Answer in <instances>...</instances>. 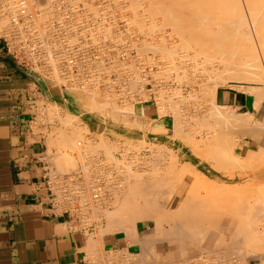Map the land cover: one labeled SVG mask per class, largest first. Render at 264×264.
<instances>
[{"label": "rangeland", "instance_id": "rangeland-1", "mask_svg": "<svg viewBox=\"0 0 264 264\" xmlns=\"http://www.w3.org/2000/svg\"><path fill=\"white\" fill-rule=\"evenodd\" d=\"M126 1H128V2H130V1H132V2H134L133 3V6H135V8L137 9V11L139 12H141V9L145 12V14H147V19H148V26H149V24L151 23V25L148 27V28H150V29H148V32H149V34H150V36L151 37H149L150 39L148 40L149 42H147V43H145V44H147V45H145L144 43L142 44V48L144 49V52H143V50H142V48L140 49V53H141V50H142V52L143 53H139L141 56H143V55H146V53H149V55H148V59L150 60H148V64L150 65V70L151 71H149V74H148V76H149V80L148 81H145V83H149V85L146 87V89H147V91H148V94H150V96H147V94L145 95H143V94H141L140 92H139V90H140V88H141V85L139 84L140 83V71H139V74L137 73V71L138 70H140V69H138L137 68V63L134 61V63H131V61H129L128 63H130V64H128V63H126L128 66H126V68L124 69L123 67H125V64H123V66L120 68L121 69V71L119 70V72H124V74H126L127 75V78L128 77H132V78H128V80L129 79H133L132 81L130 80V83H131V85L133 84V86H131L130 85V88L132 87V89H130L129 88V86L127 85V86H125V87H123V88H115V87H112V88H106L105 89V91H104V89H102V91L101 92H103V94L104 95H106V97L104 96V95H94L95 97H89V98H92V100L91 99H88V97H86V96H84L83 94H80L79 92H75L74 90H68V91H62L59 87H58V85H51V86H48V88H44V89H48V91H50V92H52L53 93V97L54 98H61L62 99V97H66L67 98V101L66 102H64V103H62V104H59V103H57V102H55L56 101V99H54L53 101L51 100V101H49V100H46V99H42L41 101H39L38 102V106H37V109H38V111H37V114L39 115H37L38 116V122L39 121H41L40 123L41 124H43V126H49L48 128L49 129H45L44 128V130H43V132H45V133H47V135L50 137V138H48V140H47V147H48V154L49 155H51V158H52V160L54 161L53 163L55 164L54 166L56 167L55 169L57 170V171H60V172H63V173H65V174H63V173H60V172H57L56 173V175L58 174V175H60V177L63 175V176H66V175H69V173H72V172H75V171H77V170H79V168H78V166L80 165V167H82L81 169H80V171L82 170L83 172H84V169L87 171V172H84V175L85 174H87V176L85 175H83L82 173L80 174L81 176H82V178H84V179H86V180H88V178L89 177H91V178H89L90 180H88V182L87 181H85L84 179H82L84 182H83V185H82V187H83V192L80 194L81 196L82 195H84V196H82L83 197V199H79V201H77V205H78V207H81L80 209H84V208H86L85 209V211L87 210V212L88 213H92V211L94 210V212H93V214L91 215V216H93L94 214H96V216L94 217H92V219L90 218V216H88V221L91 223V222H94V223H96V221H97V224H101V223H104V221L106 220V217H105V220H104V216L102 217V211L100 210L102 207V203L99 201V202H97V200H94V199H92V198H89L90 196H92L94 193H93V187H92V185L94 186V187H96V185H95V183L93 184L92 183V185L90 186L91 187V189H90V187H86V189L85 190H87V188H88V190H91V191H89L90 193V195L88 194V190L87 191H85L84 190V185L86 184V186H89L90 185V183L91 182H93L91 179H93V178H95L94 176H95V173L96 172H98V169L96 168H93L92 169V167H94L93 165H94V162L96 161V162H100V163H102V164H100L101 165V169H102V171H101V173H99L100 174V176L102 175V180L100 179V178H98V180H96V183H98L99 182V180H100V182L97 184V185H99L100 183L102 184V188H103V185L106 183V182H104L103 180H105L106 179V181H107V183L105 184V185H107V187L106 186H104V188L103 189H101V191H99V189H98V187L101 185H99V186H97V190L95 191V193H101L102 192V190H103V201H104V199L106 200L107 198H108V196L109 195H111L112 194V196H110V198H108L106 201H104V203H108V204H106V205H104V206H106V209H108V211H112V210H114L113 209V207H114V204L113 205H110V204H112L113 202L116 204V202H117V200H115L116 198H115V196H118V193H116L113 189L117 186V184H118V181H124V180H127L128 178H129V180L131 181V184H133V185H138V183H140V184H143L144 183V185L143 186H145L146 184H147V182H149V181H151L152 182V180H156V182L158 181V182H160V180L161 181H163L164 180V177L166 178V179H168L170 176H171V168H169V166H171V165H169V164H166L167 166H165V164H163L162 165V161H157L156 159V156L155 155H152V154H154L153 152H155L156 154H157V150H159L160 149V151L161 150H163L164 149V152L167 154L166 155V157H165V159L167 158V160H168V157H170V155L169 154H175L174 152H172L171 150H168V149H166L165 147H163L162 148V146H157L156 144H154V143H152V142H144V141H134V140H132V139H128V138H126L125 136H120V135H118L117 133H116V131L114 132L113 130H112V128H116V127H120L121 129H126L127 127L123 124V123H115L114 121H112V119H110V118H108V117H102L101 116V114L102 113H99V111H98V109L97 108H92V110L90 109H86V108H82L81 106H79L80 104V102H87V101H94V102H96V103H99V104H102V103H105V105L107 104V100H109L108 101V104L106 105L107 106V109H106V112L108 111V112H111L112 110L114 111L115 109H116V107L117 108H119V109H117L118 111L120 110L121 112H124V114L126 113V115H130L129 113H131L130 111H131V109L128 111V110H126V109H129L130 107H132L133 108V110H134V112H135V114H137L138 115V113L140 112V109H141V107L142 106H145V105H148V106H151V107H153L154 108V110H155V117H160L161 119L162 118H165L166 119V121L168 122V124H169V126H170V128H171V131H170V137H171V139H173V140H175V139H177V140H179L181 143H183L184 144V146L185 147H187L188 148V150H192L193 151V153L194 152H197V154L196 153H194V155L196 156V159L198 160V161H201L202 163H204V165H208L209 167H207V166H205L206 167V169H208L210 172H209V175H212V176H215V178H216V180H215V182L213 183L212 181H208V183H212L213 185L214 184H216V186L214 187L212 184V187H210L209 188V184L206 182V181H204V183H203V186H201V188H202V190H201V188H200V190H199V195H198V198H199V196H202V194H205L204 192H208L207 191V188H209V189H211V188H213V190H215V191H213L212 189L211 190H209V192L208 193H211V191H213L212 192V194L213 193H216V195H214V196H217V194H218V192L221 190H223L222 188H223V186H224V191L225 192H227L228 190H226V189H230V191H228V195H229V197H228V195L225 193V192H219L221 195H223L224 194V196H221V195H218L217 196V199L218 198H220V196H221V199H222V197H224V201L226 202V200L229 202H231L230 204L231 205H235L236 207L238 206L239 208H238V210L236 211L235 209H232L231 210V214L233 215L232 217H233V219H234V221H235V223L233 224V226L231 227V228H233V230L234 229H240L241 230V225H244V224H242V223H246V220L247 219H249V220H247V223L244 225V226H242V228L244 229V230H242V231H233V230H226L225 229V227H223V226H220L219 224L218 225H215L216 226V228H212V227H209L208 228V233L209 234H216V238H214V241L209 245V246H206V247H200L201 249V251L203 250H219V251H225V249H226V253L229 251V253H228V255L230 254V255H233V256H231V257H236V252H237V247H240V249L242 248V250H243V253H242V251H238L237 253H239L240 252V256H244V258H243V256H242V258L240 257V256H238L237 255V257H240L239 259L241 260H244L245 259V262L246 261H248V260H250L251 258H252V256L253 255H256V254H264V206H263V204H264V201H262L263 199H264V187H258V186H255V185H252V184H250V183H247V184H245V183H238L239 181L237 180V179H235V180H229L228 179V173H229V171L232 169L231 167H233V166H236V165H230L231 167H228V166H223L221 163H220V158H221V156H223L224 158L227 156V158L226 159H228V160H234V159H232V158H235L236 159V157L238 156V152H237V150H236V148L238 147L237 145H238V142L240 141V140H242L243 139V137H241V134L239 135V133H241V132H239V129L241 128V126L239 125V124H237V126H239L240 128H238L237 127V129L235 130V125H236V123H235V125H234V123L233 124H231V126L232 125H234L233 126V128L230 126V128L229 127H227L226 125H224L222 122H220L219 121V119H216V116H214L216 113H221L220 111L221 110H223V109H217V110H219V111H217L215 108H212V94L210 95V93H214V91H215V89L216 88H218V87H222V86H227V85H240V86H244L245 88H243V89H245L246 91H248L249 93H257V92H259L260 94L259 95H262V98L263 99H261V100H263L264 101V82L263 83H260V82H256V83H247V82H243V81H231V80H224V76H220L219 74L220 73H218V71L216 72H213V73H215V74H213L212 76L213 77H215V76H218V78H219V80L220 81H222V82H217L218 81V78L216 77V79L214 78H212V76L210 75L211 73H209L208 74V70H207V72L206 71H204V70H206L207 68H206V66H207V61H205V63L202 61V60H206V59H203V58H209V59H213V58H215V54H211L210 52V49L208 50L207 49V51H206V53H208L207 55H208V57H206L207 55L205 54V52H203L202 50V53L200 52V50L198 49V51H196L197 49H196V47H197V45H195L196 44V42H192V41H190V38L188 39V36H186L187 34H183L182 33V30L181 29H178L176 26L175 27H172V29H171V25L172 26H174L173 24H171L170 25V22H169V20L168 19H172L173 17H171L172 15L171 14H168L166 11V5H168L167 6V9L168 8H171L172 7V3H174V1L176 2V4L177 3H181L180 1H182V0H179V1H177V0H171V2H170V0H161L160 2L163 4V1H165V3H164V6H162V5H160L161 3L159 2V5H160V7H158L159 5L157 4L158 2H155V0H152L151 2H150V0H143L141 3H140V1L141 0H126ZM139 1V2H138ZM146 1V3H143V2H145ZM155 3H154V2ZM166 1H167V3L168 2H170V5L169 4H166ZM131 2V3H132ZM136 2H138V3H136ZM148 2H150L149 4H152V5H150L149 7L148 6H146V5H148ZM182 3L184 4V3H188L187 2V0H184V1H182ZM181 3V4H182ZM136 4V5H135ZM143 6V4L145 5L144 7H142L141 5ZM166 4V5H165ZM156 5V6H155ZM158 5V6H157ZM137 6L139 7V8H137ZM141 6V7H140ZM151 6H152V9H153V12H154V10L156 9V11L158 10V13H156V12H154V13H152V11H150V10H152L151 9ZM146 7V8H145ZM134 8V7H133ZM145 8V9H144ZM158 8V9H157ZM147 9V10H146ZM159 9H161V10H159ZM164 13H166V14H164ZM156 14H158V15H156ZM160 14H161V16H160ZM174 14V13H173ZM155 15V16H154ZM164 15V16H163ZM166 15V16H165ZM171 15V16H170ZM152 16V17H151ZM151 17V18H150ZM163 19V21H162V19ZM168 17V18H167ZM170 17V18H169ZM166 19H167V21H166ZM150 20H152V21H150ZM157 20V21H156ZM161 20V21H160ZM156 21V22H155ZM154 22V24H153V26H152V23ZM158 22V23H157ZM161 22V23H160ZM3 23V22H2ZM0 24V25H3V24ZM164 23H166L165 24V27L163 26V24ZM162 24V25H161ZM168 25V26H167ZM169 25H170V27H169ZM154 26H156L157 28H160V29H156V27L155 28H153ZM159 26V27H158ZM153 29H152V28ZM162 27V28H161ZM166 27H168V28H166ZM179 30V31H177L176 32V30ZM150 30V31H149ZM158 30L160 31V33H162V31H167V32H163V39L160 41L157 37H159V36H157V35H155V33L154 32H158ZM170 30H172L174 33H175V35H174V33H172V31H170ZM170 31V32H169ZM156 32V33H157ZM181 32V33H180ZM165 33V34H164ZM172 33V34H171ZM179 33L181 34V36L182 37H184L183 39L185 40V41H187V40H189V41H187V42H185L184 40H183V43L181 42L182 41V37H180V35H179ZM164 35H166L165 36V38H164ZM177 35V36H176ZM153 36H154V38H153ZM178 36L180 37V39H178ZM156 37V38H155ZM186 38H187V40H186ZM160 42H159V41ZM165 40H167L166 42H165ZM179 40H181V41H179ZM192 40H194V39H192ZM155 41V42H154ZM179 42V45L177 46V44H175V42ZM153 42V43H152ZM161 42H165V43H162V46H161ZM187 44L188 42H191V43H193V44H191V43H188V47H190V49L191 50H189L188 49V47H186V45H185V47H183L184 46V44L185 43ZM152 43V44H151ZM154 43H156L155 45H154ZM148 44H151V46H153L152 47V51L155 49V47H157V50L158 51H156V49L154 50V51H156V52H151V46L150 45H148ZM158 44V45H157ZM160 44V45H159ZM164 44H165V46H164ZM168 46H167V45ZM171 44V45H170ZM174 44H175V47L173 48V46H174ZM145 45V46H144ZM181 45H183L182 47H181ZM195 45V46H194ZM144 46V47H143ZM149 46V47H148ZM180 46V48H183V51H182V49H180V48H178ZM194 46V47H193ZM146 47V48H145ZM160 47V48H159ZM161 47H162V49H161ZM163 47H164V49H163ZM169 47H171V48H169ZM177 47V48H176ZM154 48V49H153ZM159 48V49H158ZM167 48H169L168 50H167ZM173 48V49H172ZM176 48V49H175ZM184 48L186 49V51L184 50ZM198 48V47H197ZM162 51H161V50ZM190 51H188V50ZM192 49H193V53H192ZM148 50H150V51H148ZM163 50H165V51H163ZM168 52H167V51ZM174 50V51H173ZM175 50H176V52H175ZM178 50V51H177ZM196 52H195V51ZM204 51H205V49H203ZM145 51H147L146 53H145ZM171 51V52H170ZM209 51V52H208ZM159 52H162L163 54H164V52H166V54H164V55H162V53H159ZM170 52V53H169ZM175 54V56L173 55V53ZM180 52V53H179ZM182 52V53H181ZM185 52H187V53H185ZM198 52L199 53H201V54H204V55H201V54H199L200 55V57H197L198 56ZM188 53H190L189 55L191 56L192 54H193V57H188L189 55H188ZM192 53V54H191ZM195 53V54H194ZM159 54H160V56H159ZM168 54V55H167ZM197 54V56H196V58H194L195 57V55ZM181 55L184 57V55H185V57L188 59V60H186L185 59V57L184 58H182L181 57ZM140 56V57H141ZM154 56V57H153ZM162 56V57H161ZM164 56H165V58H164ZM170 56H172V57H170ZM158 57V58H157ZM178 57V58H177ZM179 57H181V58H179ZM190 58H192V59H194V60H192V59H190ZM141 59V58H140ZM154 59H157V60H154ZM165 59H167V62H165L166 60ZM172 59H174V60H172ZM182 59H184V61L186 62L184 65H183V67H182V65H181V67L179 66V61L180 60H182ZM169 60V61H168ZM179 60V61H178ZM189 60H190V62H189ZM192 60V61H191ZM153 61H154V63H153ZM177 61V62H176ZM9 62V61H8ZM153 63V65H152V63ZM164 62V63H163ZM171 62V63H170ZM195 62V63H194ZM136 63V64H135ZM162 63H163V67H162ZM174 63V64H173ZM191 63V64H190ZM193 63V64H192ZM159 64V65H158ZM170 64H172V65H170ZM204 64H206V66H205V69L203 68L204 67ZM131 65H133V66H131ZM152 65V66H151ZM155 65V66H154ZM166 67H169V65H170V67L169 68H166L165 69V66ZM178 65V66H177ZM200 65V66H199ZM178 68H177V67ZM130 67V68H129ZM136 67V69H138V70H136V69H134ZM155 67V68H154ZM173 67V69H171ZM182 68V69H180V68ZM196 67V68H195ZM123 68V69H122ZM127 68H128V70H127ZM159 68V70H157ZM193 68H195V69H193ZM129 69H131V70H129ZM132 69H133V71L134 70H136L135 72H133L132 71ZM168 69L170 70V71H168ZM176 69H180V70H176ZM187 69V70H186ZM203 71H202V70ZM128 72H127V71ZM172 70H175V71H172ZM155 71H157L158 72V75L156 74L157 72H155ZM163 71H165V72H163ZM179 71V72H178ZM184 71V73L183 74H181L182 72ZM126 72V73H125ZM155 72V73H154ZM162 72V73H161ZM167 72V73H166ZM178 73V74H174V73ZM181 72V73H180ZM202 72V73H201ZM203 72H204V74H203ZM131 73V74H130ZM132 73L134 74L133 76L134 77H136V79L132 76ZM136 73V74H135ZM153 73V74H152ZM195 75H194V74ZM205 73H206V76H205ZM217 73V74H216ZM150 74H152V75H150ZM162 74L165 76V77H163L162 76ZM184 74H186V77L184 76ZM153 75H156V76H153ZM162 76V79H161V77L160 76ZM177 75V76H176ZM181 75V76H180ZM182 75H183V79L185 78V80H180L181 78H182ZM188 75V76H187ZM190 75V76H189ZM207 75H208V77H207ZM215 75V76H214ZM157 76H159V77H157ZM209 76H211V77H209ZM154 78V79H152V78ZM155 77H157V78H155ZM169 77V78H168ZM175 77H178V78H175ZM181 77V78H180ZM189 77V78H188ZM192 77V78H191ZM220 77H223L222 79L223 80H221V78ZM159 78V79H158ZM165 78V79H164ZM173 79V80H175V81H170L171 79ZM187 78V79H186ZM196 78V79H195ZM210 78V79H209ZM135 79V80H134ZM139 79V80H138ZM161 79V80H160ZM164 79V80H163ZM170 79V80H169ZM179 79V80H178ZM194 79V81H192ZM213 79V80H212ZM138 80V81H137ZM156 82H155V81ZM160 80V81H159ZM164 82H163V81ZM166 80H168V82L166 81ZM178 80V81H177ZM210 80H212V82L210 81ZM137 81V82H136ZM178 83H177V82ZM180 81V82H179ZM208 81V82H207ZM213 81H214V83H213ZM224 81V82H223ZM134 82V83H133ZM153 82V83H152ZM175 82H176V84H175ZM194 82V83H193ZM196 82V83H195ZM163 83V84H162ZM165 83H167V84H165ZM171 83V84H170ZM181 84V85H178V84ZM192 83V84H191ZM220 83V84H219ZM55 84H57V82L55 83ZM137 84V85H136ZM139 84V85H138ZM170 84V85H169ZM184 84V85H183ZM187 84V85H186ZM167 85V86H166ZM152 86V87H151ZM173 87V89L172 88H170V87ZM175 86H176V88H175ZM249 88V89H247V87ZM128 87V88H127ZM168 87V88H167ZM252 87L254 88H256L257 87V89H255L254 88V90L252 89ZM260 87V88H259ZM261 87H262V89H261ZM115 88V89H114ZM159 90H158V89ZM163 90H162V89ZM196 88V89H195ZM207 88V89H206ZM259 88V89H258ZM156 89H157V91L158 92H155L156 91ZM165 89V90H164ZM166 89H168V90H166ZM252 89V90H251ZM116 90H122V95H124V97H126V98H122V100L121 101H119L118 100V98H119V96L117 95V91ZM154 91V92H152V91ZM160 90L161 91H164V93H162V92H160ZM180 90V91H179ZM194 90V91H193ZM206 90H207V92H206ZM255 90H259V91H255ZM166 91H168V92H170V93H167ZM173 91V93H175V94H173V93H171ZM188 91V92H187ZM205 91V92H204ZM262 91H263V93H262ZM105 92H107V93H105ZM128 92H129V94H131V95H129L128 94ZM136 92V93H135ZM146 92V91H145ZM111 95H110V94ZM153 93V94H152ZM155 93H157V94H155ZM191 93V94H190ZM180 95V96H178V95ZM186 94V95H185ZM81 95H83V96H81ZM133 95H134V97L135 96H139V100H141V101H144V100H147V99H149L148 101L149 102H147V103H144V104H139V103H137V101H139L138 99H135V101H134V99H133ZM160 95V96H159ZM164 95V96H163ZM171 95H173V96H171ZM176 95V96H175ZM189 95V96H188ZM255 95H258V94H255ZM100 96V97H99ZM104 96V97H103ZM116 96V97H115ZM128 96V97H127ZM132 98H131V97ZM157 96H159V98H161V100L159 99V98H157ZM166 96H168V97H166ZM205 96H207V97H205ZM83 97V98H82ZM85 97V98H84ZM97 97V98H96ZM103 97V98H102ZM113 97V98H112ZM115 97V98H114ZM123 97V96H122ZM130 97V98H129ZM142 97V98H141ZM177 97V98H176ZM180 97V98H179ZM189 97V98H188ZM205 97V98H204ZM94 98H96V99H94ZM98 98H100L99 100H98ZM109 98H112L111 100L109 99ZM155 98L157 99V100H155ZM166 98V99H165ZM168 98H171L170 99V104L169 103H167V102H165V100L166 101H168L167 99ZM174 98V99H173ZM179 98V99H178ZM207 98V99H206ZM115 100V102H114V100ZM128 99H131V100H128ZM164 99V100H163ZM176 99V100H175ZM181 99V100H180ZM183 99H186V100H184V102H183ZM210 99V100H209ZM137 100V101H136ZM158 100H160V101H163V102H161V103H159L160 101H158ZM171 100L172 101H174V103H177V104H174V103H172L171 102ZM179 100L180 101H182V102H179ZM209 100V101H208ZM80 101V102H79ZM122 101H124V105H125V107H124V105L122 104ZM154 101H156V102H154ZM158 101V102H157ZM175 101H177V102H175ZM72 102V103H71ZM114 104H113V103ZM121 103V105H120V103ZM129 102V103H128ZM181 103V104H179V103ZM117 103V105H115ZM128 103V104H127ZM156 103V104H155ZM159 103V104H158ZM172 103V104H171ZM40 104V105H39ZM46 104V105H45ZM161 104V105H160ZM179 104V105H178ZM184 104V105H183ZM109 105V106H108ZM119 105V106H118ZM130 106V107H128V106ZM133 105V106H132ZM40 106V107H39ZM49 106H51L52 108H50ZM105 106V107H106ZM113 107V109H111L112 107ZM161 106V107H160ZM177 106V107H176ZM179 106V107H178ZM39 107V108H38ZM45 107V108H44ZM49 107V109L47 110L46 108H48ZM55 107V108H54ZM57 107V108H56ZM60 107V109H58ZM120 107H124V108H120ZM128 107V108H127ZM165 107V108H164ZM177 108L176 109V111H174V113L172 112L173 110H172V108ZM194 107V108H193ZM44 110H43V109ZM110 108V109H109ZM126 108V109H125ZM163 108H164V111H163ZM210 108V109H209ZM211 108H212V110L214 109V111L212 112L211 111ZM40 109H42V110H40ZM58 110L59 112H61L60 110H62V113L60 114L59 113V115H58V117H60L59 119H57L58 117H57V115H54V111L53 110ZM121 109H125L124 111L123 110H121ZM161 109V110H160ZM183 109V110H182ZM75 110H80V112H82V113H86V114H88V115H90V116H92V117H95L97 120H99L100 122H101V127H102V129H101V131L100 132H98V133H91V132H89V130H87V129H85L86 128V126L83 124V123H81L80 122V120L78 119V116L76 115L77 113H75L74 111ZM158 110L160 111V112H158ZM165 110H166V112H165ZM169 110H171V112L169 111ZM181 110V111H180ZM189 110V111H188ZM215 110H216V112H215ZM52 111V112H51ZM163 111V113H161ZM187 111H188V113H187ZM209 111L212 113H209ZM39 112V113H38ZM41 112V113H40ZM128 112V113H127ZM157 112H158V114H161L160 116L159 115H157ZM180 112V113H179ZM215 112V114H213ZM223 112V114L225 115V114H227L228 115V113H227V111H225V110H223L222 111ZM50 113V114H49ZM170 113L173 115V116H171L170 115ZM42 114H43V116L44 115H49L48 117L50 118V120L51 121H49V119H48V121L46 120L47 118V115L43 118V116H42ZM163 114V115H162ZM176 114H179V117H178V115H176ZM52 115H53V118H55V119H53L52 118ZM64 115H65V117H64ZM139 115H141V114H139ZM177 117H176V116ZM211 115H213V116H211ZM226 115V116H227ZM56 116V117H55ZM73 116H75V119H69L70 117L72 118ZM175 116V117H174ZM181 116V117H180ZM229 116V115H228ZM62 117V118H61ZM69 117V118H68ZM127 117V116H126ZM130 117V116H129ZM128 117V118H129ZM173 117V118H172ZM211 117V118H210ZM212 117H213V119H212ZM214 117H215V119H214ZM68 118V119H67ZM74 118V117H73ZM126 118V119H124V120H126V121H133V120H131V118ZM171 118H172V120H171ZM185 118V119H184ZM195 118V120H193V119ZM57 119V120H56ZM63 119L65 120V121H63ZM128 119V120H127ZM173 119L174 120H176L177 119V122L178 123H180V124H178L177 126L180 128H178V132L180 133V134H178V132H177V134H174L173 135V127L175 126V125H173L172 124V121H173ZM56 120V121H55ZM58 120H60L61 122H59ZM67 120L69 121V120H71L73 123H71V121H70V123H71V125L72 126H69V124H67ZM204 120H205V122H204ZM213 120V121H212ZM218 120V121H217ZM78 122V124H77V122ZM125 121V122H126ZM197 121H199V122H197ZM214 121H217V122H214ZM49 122H51V123H49ZM54 122V123H53ZM59 122V123H58ZM62 122H65V124L66 125H64V123H62ZM80 122V123H79ZM90 122H92V121H90ZM175 121H173V123H174ZM201 122V123H200ZM61 123V124H60ZM75 123V124H74ZM131 123V122H130ZM199 123V124H198ZM216 123V124H215ZM224 125V126H226V127H224L222 124ZM51 126H50V125ZM74 124V125H73ZM91 124V123H90ZM135 124H136V122H135ZM134 124V125H135ZM202 124V125H201ZM57 125L59 126V128H60V130H58L59 128L57 127ZM62 125V126H61ZM64 125V126H63ZM68 125V126H67ZM75 125H76V128L77 129H74L75 128ZM137 125H138V123H137ZM173 125V126H172ZM217 125V126H216ZM56 126V127H55ZM79 126H80V128H79ZM223 126V127H222ZM65 127V128H64ZM68 127H71V128H73L74 130H76V135H73V129H69ZM140 127V129H142L143 127H142V124L139 126ZM139 127H134V128H136V129H139ZM142 127V128H141ZM217 127V128H216ZM56 128H57V130H56ZM80 130H79V129ZM82 128V129H81ZM51 129V130H50ZM61 129H63V130H61ZM227 129H229V130H227ZM231 129V130H230ZM53 130V131H52ZM55 130H56V132H55ZM73 130V131H72ZM83 130H87V132L86 133H83ZM232 130H233V132H232ZM61 131V133H62V135L61 134H59V132ZM78 131V132H77ZM80 131V132H79ZM181 131V132H180ZM188 131V132H187ZM192 131H194L193 133H192ZM231 131V132H230ZM50 132H52L53 133V135H52V133H50ZM85 132V131H84ZM185 132V133H184ZM56 133V134H55ZM227 133V134H226ZM231 133V134H230ZM55 134V135H54ZM182 134V135H181ZM185 134V135H184ZM202 134V135H201ZM216 134V135H215ZM60 135L61 136H65V137H71V139L73 138V142H72V145L73 144H75L77 141H79V142H83L82 144L84 145H86V146H84V150L82 151V146L83 145H81V143H80V146H75L76 147V149H75V147L73 148L72 146V148L74 149L73 151H72V148L71 147H68L69 149H65V147L62 149L61 147H60V145L59 146H57L55 143L58 141V139H59V137H60ZM101 135H103V139H102V136ZM200 135H201V137H200ZM232 135V136H231ZM91 136V137H90ZM105 136H106V138H105ZM182 136H183V138H182ZM217 136V137H216ZM220 136H221V138H220ZM100 137V138H99ZM190 137V138H189ZM194 137V138H193ZM53 138V139H52ZM81 139V140H79V139ZM89 138V139H88ZM187 138H189V139H191V140H189V139H187ZM200 138V139H199ZM56 141H55V140ZM75 139V140H74ZM84 139H85V141H87L88 143H90L89 145H87V142H85L84 141ZM91 139H92V141H93V139H94V141H93V143L92 142H90L91 141ZM104 139H107V140H105V142H104ZM222 139V140H221ZM225 139H226V141H225ZM100 140H101V142H100ZM198 140V141H197ZM233 141V145H232V147L231 148H229L230 149V151H231V149H232V151L230 152L229 150H228V148H227V144H229V142H230V144H232L231 142ZM54 141H55V143H54ZM107 141V142H106ZM117 141V142H116ZM118 141H121V142H118ZM191 143H190V142ZM210 141V142H209ZM216 141V142H215ZM85 142V143H84ZM102 142H104L102 145H104V146H101V143ZM109 142H110V144H109ZM125 142V143H124ZM196 142V143H195ZM202 142V143H201ZM226 142H228V143H226ZM106 143V144H105ZM129 143V144H128ZM213 143V144H212ZM223 143V144H222ZM225 143V144H224ZM97 144V145H96ZM116 144H118V147L116 148L115 147V145ZM145 144V145H144ZM210 144V145H209ZM93 145H95L96 146V149L98 150V152H97V150L95 149V146H92ZM100 145V146H99ZM114 145V146H113ZM134 145V146H133ZM148 145H150L149 147H148ZM152 145V146H151ZM253 145L254 146H258V147H260V146H262V147H264V139H263V141H261L260 143H253ZM97 146H99V147H97ZM105 146H107V149H103V147H105ZM117 146V145H116ZM120 146V147H119ZM132 146V147H131ZM153 146H155V147H153ZM226 146V147H225ZM231 146V145H230ZM79 147V148H78ZM87 147V148H86ZM89 147H91L92 149H91V151H86V149H90ZM100 147H102V149H100ZM116 149H115V148ZM121 147H123V148H121ZM127 147V150L125 149ZM80 148H81V150H80ZM86 148V149H85ZM99 148V149H98ZM108 148H111L109 151H108ZM113 148H114V150H113ZM150 148H152L153 149V151H152V149H150ZM212 150H211V149ZM217 148V149H216ZM94 149V150H93ZM121 149V150H120ZM131 149V150H130ZM155 149V150H154ZM165 149H166V151H168L169 152V154H168V152H166L165 151ZM196 151H195V150ZM212 151V152H210V150ZM104 151V150H107V152H102V151ZM137 150H139V151H137ZM93 151L94 152H96V153H98V154H96V157H95V153H93ZM116 151V152H115ZM131 151H133V152H131ZM137 151V152H136ZM151 151V152H150ZM160 151H158V153L160 152ZM54 152V153H53ZM78 152V153H77ZM89 152V153H88ZM115 152V153H114ZM119 152V154H117ZM122 152H123V154H122ZM171 152V153H170ZM214 152H215V154H214ZM262 152H264V150L262 151ZM54 155H53V154ZM56 153V154H55ZM61 153H66V154H68L69 155V157H72L71 158V160L73 161L74 160V162H73V164L74 165H71V166H66V167H64V166H62V164H60V160H58L57 158L61 155ZM150 153V154H149ZM163 153V152H162ZM161 153V154H162ZM209 153V154H208ZM211 153V154H210ZM228 153V154H227ZM231 153V154H230ZM60 154V155H59ZM65 154V155H66ZM84 154H86V155H84ZM87 154H88V156H87ZM102 154H103V156H102ZM105 154V155H104ZM111 154V155H110ZM121 154H122V156H121ZM202 154H203V156L204 155H208V156H204V158H203V156H202ZM213 154V156H211ZM260 154V155H259ZM55 157H53V156ZM68 155H66V156H68ZM127 155V156H126ZM149 155V156H148ZM152 155V156H151ZM164 155V154H163ZM176 155V154H175ZM253 155H254V157H250V159L252 160H250V159H246V158H243L244 157V155L242 156V158L241 159H236V160H238V161H243L242 163H244L245 164V162H249L250 164H249V166L251 165V164H257V163H261L263 160H264V158H262V157H264L263 156V153H262V155H261V153L258 151V152H254L253 153ZM56 156H58L57 158H56ZM84 156H86V157H84ZM91 156V157H90ZM107 158V156H108V158L109 159H111V158H113L112 160L113 161H111V163L109 162L110 160L107 158V160H108V162H107V160L105 159V157ZM134 156V157H133ZM148 156V157H147ZM150 156H151V158H150ZM155 156V157H154ZM168 156V157H167ZM202 156V157H201ZM261 157V158H259V157ZM95 157V158H94ZM102 157H103V159H102ZM123 157V158H122ZM127 157V158H126ZM129 157V158H128ZM144 157V158H143ZM199 157H201V158H199ZM82 158V159H81ZM87 158V159H86ZM91 158V159H90ZM97 158H98V160H97ZM136 158V159H135ZM146 158V159H145ZM205 158H207V159H205ZM210 158V159H209ZM101 159V160H100ZM123 159H125V160H123ZM148 159V160H147ZM155 159V160H154ZM247 161H246V160ZM76 160V161H75ZM81 160V161H80ZM83 160H85V161H83ZM87 160V161H86ZM105 162H104V161ZM114 160H116V162L114 161ZM120 160V161H119ZM128 160V161H127ZM135 160H137V161H135ZM170 160V159H169ZM205 160V161H204ZM218 160V161H217ZM250 160V161H249ZM255 160V161H254ZM58 161H59V163H58ZM83 161V162H82ZM91 161V162H90ZM125 161V162H124ZM127 161V162H126ZM140 161H141V163H140ZM146 161V162H145ZM152 161H153V163H152ZM155 161H157V162H159V163H157V162H155ZM214 161V162H213ZM231 161V162H232ZM237 161V162H238ZM245 161V162H244ZM88 162V163H87ZM121 164H120V163ZM130 162V163H129ZM136 162V163H135ZM147 162H149L150 163V165H148L147 164ZM234 162V161H233ZM236 162V161H235ZM235 162H234V164H235ZM62 163V162H61ZM85 163V164H84ZM127 163V164H126ZM135 163V164H134ZM152 163V164H151ZM156 163V166L155 165H153V164H155ZM160 163H161V165H160ZM164 163V162H163ZM177 163H178V165H177ZM218 163H219V166H218ZM84 166H83V165ZM110 164V165H109ZM116 164H117V167H116ZM118 164H119V167H118ZM129 164V165H128ZM141 166H140V165ZM144 164H145V167H144ZM233 164V163H232ZM57 165V166H56ZM64 165V164H63ZM88 167V168H86V166ZM89 165H91V168H90V166ZM113 165H114V167H113ZM122 165V166H121ZM132 165H134V166H132ZM143 165V166H142ZM246 166H248V164L246 163L245 164ZM245 165H240L239 167H241V166H244L245 167ZM109 166V169L107 168ZM131 166V167H130ZM146 166H148V167H146ZM159 166V167H158ZM175 166H177V167H180V164H179V162H178V159L175 161ZM221 166V167H220ZM168 167V168H167ZM188 167H190V166H186V168H188ZM218 167H220V168H218ZM228 167V168H227ZM239 167H236V168H239ZM244 167H241V168H244ZM59 170H58V169ZM62 168L63 169H65V170H62ZM90 168V169H89ZM118 168V169H121V170H123V169H125V171L123 170V173L125 174H123L122 172H120L121 170H116V169ZM144 168H145V170H144ZM153 168V169H152ZM156 168V170L155 171H153L154 169ZM157 168H158V171H162L161 173L160 172H158L157 171ZM164 168V169H163ZM191 168V167H190ZM73 169H75V170H73ZM104 169V170H103ZM107 169V170H106ZM127 169V170H126ZM134 169V170H133ZM146 169H152V170H148V172H147V170ZM159 169H161V170H159ZM179 169V168H178ZM205 169V170H206ZM233 169H234V167H233ZM73 170V171H72ZM97 170V171H96ZM112 170V171H111ZM164 170H166V171H164ZM243 170H246V168L245 169H243ZM104 171H106V172H104ZM111 171V172H110ZM115 171V172H114ZM129 173H127V172ZM130 171V172H129ZM142 171V172H141ZM144 171H146V172H144ZM152 171H153V173H152ZM164 171V172H163ZM168 171H170L169 172V174H167L168 173ZM89 172V173H88ZM114 172V173H113ZM121 173V175H120V173L119 174H115V173ZM165 172H166V174H165ZM60 173V174H59ZM106 173H108L109 174V176L110 177H106L107 175H106ZM135 173V174H134ZM137 173V174H136ZM149 173V174H148ZM151 173V174H150ZM158 173V174H157ZM91 174V175H90ZM97 175H99L98 173H96ZM167 175V176H163V175ZM89 175V176H88ZM106 175V176H105ZM114 175V176H113ZM116 175V176H115ZM120 175V176H119ZM140 176V178H137V177H139ZM169 175V176H168ZM127 176V178H125ZM162 176V177H161ZM98 177V176H97ZM118 177H119V179H118ZM123 177V178H122ZM114 178V179H113ZM117 178V179H116ZM162 178V179H161ZM108 179V180H107ZM110 179H111V182H109L110 181ZM116 179V180H115ZM135 179V180H134ZM141 181V182H139V181ZM227 180V181H226ZM95 181V180H94ZM103 183H102V182ZM115 181V182H114ZM128 181V180H127ZM134 181H136V182H134ZM231 181V182H230ZM86 182V183H85ZM117 182V183H116ZM143 182V183H142ZM183 182V181H182ZM85 183V184H84ZM111 183H114L113 185L111 184ZM116 183V184H115ZM136 183V184H135ZM146 183V184H145ZM231 183H233V184H231ZM138 185V186H142V185ZM181 184V183H180ZM179 184V185H180ZM208 184V185H207ZM225 184H226V186H228V188L226 187L225 188ZM231 184V185H230ZM133 185H130L129 186V189H130V187H132ZM190 184L187 182V183H182L181 184V189H180V191L182 192L183 191V193L179 196L180 198L179 199H176L175 198V195H174V192H173V197H171V194L169 195V196H165V197H167V198H165L164 197V199H165V201L164 200H157V203H158V205L160 204L161 206V208L158 206V208H160L159 210L161 211V213H162V215H163V213L165 214V213H167L166 214V216H164L163 215V217H167L169 214L168 213H170V214H172V212L174 211H176V210H178L177 208H179V206H180V202H181V199H182V197H183V195H184V191H186V189L188 188V186H189ZM222 185V186H221ZM230 185V186H229ZM234 185H235V188H234ZM239 185H240V187H242V188H240L239 187ZM147 186V185H146ZM206 186V187H205ZM203 187H205L206 188V191H205V189L203 188ZM218 187H220V188H218ZM106 188V189H105ZM107 188H108V190H107ZM128 188V187H127ZM217 189V191H216V189ZM241 189L240 191L238 190V189ZM244 188V190H242ZM218 189H220V190H218ZM235 189V190H234ZM108 191V193H107V191ZM110 190V191H109ZM233 190V191H232ZM127 192H128V189L126 190ZM126 191H125V194H126ZM236 191V192H235ZM92 192V193H91ZM111 192V193H110ZM201 192V193H200ZM235 192V193H234ZM245 192V193H244ZM254 192V193H253ZM85 193V194H84ZM99 193V194H100ZM231 193V194H230ZM236 193H239V195L238 196H243V198L244 199H241L238 203H236V201H238V200H236V199H239L238 198V196L236 195ZM244 193V194H243ZM246 193H247V195H246ZM249 193V194H248ZM252 193V194H251ZM117 194V195H116ZM233 194H234V196H233ZM243 194V195H242ZM251 194V195H250ZM100 195H102V193L100 194ZM104 195H105V197H104ZM108 195V196H107ZM124 195V194H123ZM206 195L207 194H205V202H204V204H206L207 202H208V200H209V202L208 203H210L211 202V198L210 199H207L206 200V198H209L210 197V195H209V197H208V195H207V197H206ZM227 195V196H226ZM245 195V196H244ZM86 196V197H85ZM89 196V197H88ZM122 196V195H121ZM163 196V195H162ZM213 196V195H212ZM211 196V197H212ZM246 196H248V197H246ZM251 196V197H250ZM253 196V197H252ZM88 197V198H87ZM203 197V198H202ZM202 197H200L202 200L204 199V196H202ZM225 197H227V198H229V199H226ZM234 198L236 201H232V198ZM235 197H237V198H235ZM261 197H263V198H261ZM163 197H161L160 199H162ZM172 198V199H171ZM230 198H231V200H230ZM242 198V197H241ZM247 198V199H246ZM251 198V199H250ZM254 200H253V199ZM86 199H91V202H93V203H91V205L92 206H90V205H85V204H88L87 203V200ZM200 199V200H201ZM213 199V198H212ZM221 199H219V201H221ZM81 200H82V203H84V204H81ZM86 200V201H85ZM93 200V201H92ZM114 200V201H113ZM199 200V202H197L198 201V199H196L194 202H193V204H192V206H190L192 209H195V208H197V207H199L200 208V206L201 205H203L202 203L203 202H201ZM213 200H215V198L213 199ZM212 200V201H213ZM223 200V199H222ZM258 200H260L259 202H258ZM84 201V202H83ZM162 201V202H161ZM204 201V200H203ZM207 201V202H206ZM223 201V202H224ZM245 201L248 203H245ZM252 201H256V202H252ZM141 200H139L138 199V203L139 204H141ZM197 202V203H196ZM222 202V201H221ZM234 202V203H233ZM242 202V203H241ZM258 202V203H257ZM98 203V204H97ZM100 203V204H99ZM164 203V204H163ZM169 203H170V206H169ZM240 203V204H239ZM254 205H253V204ZM259 203H260V205H262L261 207H259L260 205H259ZM196 204H197V206H196ZM236 204H238V205H236ZM81 205V206H80ZM108 205V206H107ZM243 205V206H242ZM255 206V207H257L256 208V210H255V212H254V209H255V207H253V206ZM83 206V207H82ZM85 206V207H84ZM86 206H89L88 208L89 209H87V207ZM98 206H100V207H98V208H100V209H97L98 211H96V208ZM109 206H111V207H109ZM113 206V207H112ZM116 206V205H115ZM163 206V207H162ZM194 206H196V207H194ZM241 206V207H240ZM244 206H245V208H244ZM95 209H94V208ZM108 207V208H107ZM90 208H92L91 210H90ZM112 208V209H111ZM115 208V207H114ZM189 209L187 212H189L190 210H191V212L193 213L192 215H194L193 217H191L190 216V213L191 212H189V213H187V214H185V218H187L188 216H190L191 217V219L193 220L194 218L196 219L197 217H196V215L197 214H195L196 213V211H198L197 209H195V211H192V209ZM198 208V209H199ZM247 208H251L250 210H253V211H248L247 210V213H246V210L245 209H247ZM262 209V211H261V209ZM243 210L244 212H243V215H245L246 214V216H244L243 217V215H242V211L241 210ZM234 210H235V212H234ZM259 210V211H258ZM101 211V212H100ZM170 211H172V212H170ZM227 212H229V210L227 209L226 210ZM240 211V212H239ZM261 211V212H260ZM97 212V213H96ZM236 212L238 213L239 212V214H236ZM251 212H254V213H251ZM257 212H258V214H257ZM235 213V214H234ZM240 213H241V215H240ZM245 213V214H244ZM249 214V215H248ZM252 214L253 215H255V216H260V217H253L252 216ZM235 215H237L238 217H236V218H238V220L235 218ZM106 216V215H105ZM243 218H242V217ZM251 216V217H250ZM243 219H241V218ZM96 218H98L99 220H97ZM168 218V217H167ZM166 218V219H167ZM253 220H252V219ZM259 218H261V220L259 219ZM91 219V220H90ZM169 219V218H168ZM195 219L193 220V221H195ZM246 219V220H245ZM256 219H258V220H260V221H256ZM240 220V221H239ZM255 220V221H254ZM162 221V222H161ZM160 222H161V225H160V228L161 229H166L169 225H170V223H172V222H170V223H168L169 225H166V223L165 222H168V220H161ZM203 223H202V222ZM243 221V222H242ZM199 222V224H197V225H200L199 226V228L200 227H205V228H207V226L205 225L207 222L204 220V219H202V220H200V221H198ZM197 222V223H198ZM236 222H239V226H237V224H236ZM253 222V223H252ZM260 222V223H259ZM165 225H164V224ZM241 223V224H240ZM254 223H256V225H254ZM259 223V224H258ZM105 224H106V221H105ZM202 224V225H201ZM205 226H204V225ZM251 225V226H250ZM136 226H137V228H138V232L140 233V235L141 236H143L144 234H146V232H147V229H146V227L148 226V228L149 229H152V227H153V222L151 221V222H139V223H137L136 224ZM248 226V227H247ZM250 227H252V229L250 228ZM257 227V228H256ZM216 229V230H215ZM246 229V230H245ZM106 230L108 231L107 233H112V231H110V230H108L107 229V227H106ZM110 231V232H109ZM221 231V232H220ZM235 232V233H232V232ZM104 232V231H103ZM226 232H231L233 235L235 234L236 236L235 237H233V236H231V237H229L230 235H229V233L227 234ZM246 234H245V233ZM257 232V233H256ZM226 233V234H225ZM230 233V234H231ZM249 234V235H248ZM252 234H259V235H257V236H260V242L258 243V244H260L259 246H263V247H259V246H254L253 247V244L252 245H250L248 242H247V238L250 236V235H252ZM241 237V239L242 240H240V237ZM233 238V240H231ZM238 238V240H240L241 242H240V246L237 244L239 241L238 240H235V239H237ZM246 240H245V239ZM228 239L229 240H231V242L230 241H228ZM244 239V240H243ZM235 240V241H234ZM232 241H234L235 243H232ZM246 241V242H245ZM229 242V243H228ZM244 242V243H243ZM160 242H158L157 243V245L159 244ZM229 245H228V244ZM230 243H232L231 245H234L235 244V247H231V248H229V246H231L230 245ZM246 244V245H245ZM262 244V245H261ZM228 245V246H227ZM247 245H249V247H247ZM225 246H227L228 247V249H227V247H225ZM242 246V247H241ZM244 246V247H243ZM174 247H175V245H173V246H170V248L169 249H171L172 251H175L174 250ZM248 248V249H246V248ZM252 249H251V248ZM257 247H259L260 249H261V251H263V252H261L260 251V249L258 248V249H256ZM245 248V249H244ZM263 248V249H262ZM199 248H197V249H194V250H192V251H190V253L191 254H189V252H185L186 254H184V252L183 253H180L179 255H181V256H179L178 255V253L176 254L175 253V255L177 256V258L179 257H182L183 255L185 256V257H191V256H193L194 254H196V253H198V252H200L199 250H198ZM239 249V248H238ZM239 249V250H240ZM249 249H251V250H249ZM255 251H254V250ZM156 251L154 252L155 253V255L152 253V257H153V259H151V257L150 258H148L150 261H160V260H164V258H162V253H161V255H160V253L158 254V249H155ZM196 250V251H195ZM228 250V251H227ZM231 250V251H230ZM236 250V251H235ZM260 252H259V251ZM195 252V253H192V252ZM165 252V251H164ZM164 252H163V254H164ZM224 252V254H226ZM231 252V253H230ZM234 252V253H233ZM245 252V253H244ZM242 253V254H241ZM183 254V255H182ZM193 254V255H192ZM234 254H235V256H234ZM246 254V255H245ZM248 254L251 256V257H249L248 256ZM154 255V256H153ZM183 256V257H184ZM259 256V255H258ZM108 257H109V255L108 256H106V258L108 259ZM248 258V259H247ZM260 261H258L259 263L258 264H264V257L262 258L261 256H260ZM158 259V260H157ZM160 259V260H159ZM99 260H102L101 258L99 259ZM148 260V261H149ZM162 260V261H163ZM98 262H100V261H98ZM161 262V261H160ZM244 262V261H243ZM261 262V263H260ZM105 263V262H104ZM109 263V262H108ZM95 264H98V263H95ZM243 264H245V263H243Z\"/></svg>", "mask_w": 264, "mask_h": 264}, {"label": "bare ground", "instance_id": "bare-ground-1", "mask_svg": "<svg viewBox=\"0 0 264 264\" xmlns=\"http://www.w3.org/2000/svg\"><path fill=\"white\" fill-rule=\"evenodd\" d=\"M143 0H141L140 1V3L142 2ZM152 0H150V2H151ZM161 0H155V2H158L157 4L159 5V2H160ZM174 1V0H173ZM172 1V2H173ZM177 1H179V0H177ZM182 1H184V0H182ZM182 1H180L181 3H182ZM132 1H130L129 3L131 4V10H132V12H133V14H134V17H135V19H134V21L136 22V23H140V21H142V19L143 18H145V16L146 17H148L147 16V14H145V12L141 9V15H139V13H138V11H137V9L135 8V6H133V3L134 2H132ZM139 2V1H138ZM138 2H136V3H138ZM150 2H148V5H146V6H150V5H152V4H149ZM154 2V1H153ZM154 2V3H155ZM170 2H171V0H170ZM170 2H168L167 3V1H166V4H169L170 5ZM171 2V3H172ZM187 2L188 3H177L176 4V2L174 1V3H172V7L171 8H168L167 9V6L168 5H166V12L168 13V14H171L170 16L171 17H173L172 19H168L169 20V22H170V25L171 24H173L174 26H172L171 25V29H172V27H177L178 29H181L182 30V33L185 35V34H187L186 36H188V39L190 38V41H194V42H196V44L195 45H197V47H196V51H198V49L200 50V52L202 53V51L203 52H205V54L207 55L208 53H206V51H207V49L209 50L210 49V53L212 54H215V58H211V59H207V58H203V59H206V60H202L204 63H205V61H207L208 63H207V66H206V64H204V69H205V66H206V70H204V71H206L207 72V70H208V74L209 73H211L210 75L212 76L213 74H215V73H213V72H217L218 71V73H220L219 75L220 76H224V80L226 81H228V80H231V81H245V82H247V83H256V82H260V83H263L264 82V0H187ZM143 3H146V1L145 2H143ZM161 3V2H160ZM164 3H165V1H163V4L161 3L160 5H162V6H164ZM136 5V4H135ZM141 5V4H140ZM157 5V6H158ZM160 5L158 6V7H160ZM142 6V5H141ZM140 6V7H141ZM145 5L143 4V6L142 7H144ZM153 6V5H152ZM152 6H151V9H152ZM156 6V5H155ZM134 7V8H133ZM154 7V6H153ZM169 7V6H168ZM137 8H139L138 6H137ZM146 8V7H145ZM144 8V9H145ZM161 8V7H160ZM158 9V8H157ZM147 10V9H146ZM159 10H161V9H159ZM150 11H152V13H154V12H156V13H158V10L156 11V9L154 10V12H153V9L152 10H150ZM174 13V14H173ZM164 14H166V13H164ZM149 15V14H148ZM156 15H158V14H156ZM155 16V15H154ZM160 16H161V14H160ZM164 16V15H163ZM166 16V15H165ZM152 17V16H151ZM150 17V18H151ZM162 17V16H161ZM160 17V18H161ZM168 18V17H167ZM170 18V17H169ZM162 19V18H161ZM150 21H152V20H150ZM157 21V20H156ZM155 21V22H156ZM161 21V20H160ZM162 21H163V19H162ZM166 21H167V19H166ZM3 22V23H2ZM149 22V21H148ZM3 24V25H5V22L4 21H1L0 22V24ZM158 23V22H157ZM161 23V22H160ZM153 24H154V22L152 23V26H153ZM165 24L166 23H164L163 24V26L165 27ZM151 25V23L149 24V26ZM162 25V24H161ZM170 25H169V27H170ZM148 26V27H149ZM168 26V25H167ZM156 26H154L153 28H155ZM159 27V26H158ZM152 28V27H151ZM152 28V29H153ZM162 28V27H161ZM166 28H168V27H166ZM148 29H150V28H148ZM156 29H160V28H157L156 27ZM151 30V29H150ZM149 30V31H150ZM176 30V29H175ZM152 31V30H151ZM165 31V30H164ZM164 31H162V33H160V31L158 30V32L156 33V32H154L155 33V35H157V36H159V37H157L160 41L163 39V32ZM170 31H172V30H170ZM169 31V32H170ZM177 31H179V30H176V32ZM165 32H167V31H165ZM175 32V31H174ZM173 31H172V33H174ZM175 32V33H176ZM171 33V34H172ZM175 33H174V35H175ZM181 33V32H180ZM179 33V35H180V37H182L181 36V34ZM165 34V33H164ZM177 34V33H176ZM178 35V34H177ZM176 35V36H177ZM165 36L166 35H164V38H165ZM151 37V36H150ZM180 37L178 36V39H180ZM153 38H154V36H153ZM156 38V37H155ZM184 37H182V41L181 40H179V41H181L182 43H183V40L185 39H183ZM150 39V38H149ZM192 39H194V40H192ZM151 40V39H150ZM158 40V41H159ZM186 40H187V38H186ZM159 41V42H160ZM167 40H165V42H166ZM185 41V40H184ZM187 41H189V40H187ZM187 41H185V42H187ZM149 42V41H148ZM155 42V41H154ZM165 42H161L160 44H161V46H162V43H165ZM184 42V43H185ZM193 42V43H194ZM150 43V42H149ZM153 43V42H152ZM151 43V44H152ZM188 43H191V42H188ZM188 43L186 44H184V46L183 45H181V47L183 46V47H185V45H186V47H188L189 45H188ZM193 43H191V44H193ZM145 44V43H144ZM151 44H148V45H150L151 46ZM156 43H154V45H155ZM159 44V45H160ZM175 44H177V46L179 45V42L177 41V42H175ZM175 44H174V46H173V48L175 47ZM145 45H147V44H145ZM144 45V46H145ZM158 45V44H157ZM167 45V44H166ZM171 45V44H170ZM194 45V46H195ZM142 46V45H141ZM143 46V47H144ZM156 46V45H155ZM164 46H165V44H164ZM168 46V45H167ZM193 46V47H194ZM149 47V46H148ZM152 47L153 46H151V52H156V51H158L157 50V47H155V49H156V51H152ZM146 48V47H145ZM160 48V47H159ZM158 48V49H159ZM169 48H171V47H169ZM169 48H167V50L169 49ZM172 48V49H173ZM177 48V47H176ZM175 48V49H176ZM178 48H180V46L178 47ZM161 49H162V47H161ZM160 49V50H161ZM163 49H164V47H163ZM180 49H182V51H183V48H180ZM188 49L189 50H191L190 49V47H188ZM187 49V50H188ZM203 49H205V51L203 50ZM142 50H143V52H144V49L142 48ZM142 50H141V53H143L142 52ZM150 50H148V51H150ZM166 50V51H167ZM184 50L186 51V49L184 48ZM188 50V51H189ZM202 50V51H201ZM162 51V50H161ZM163 51H165V50H163ZM174 51V50H173ZM178 51V50H177ZM195 51V50H194ZM195 51V52H196ZM147 51H145V53H146ZM168 52V51H167ZM171 52V51H170ZM169 52V53H170ZM175 52H176V50H175ZM190 52V51H189ZM209 52V51H208ZM140 53V54H141ZM159 53H162V52H159ZM173 53V52H172ZM177 53V52H176ZM180 53V52H179ZM182 53V52H181ZM185 53H187V52H185ZM192 53H193V49H192ZM191 53V54H192ZM201 53H199L198 52V56H197V54L195 55V57L194 58H196V56L197 57H200V55L199 54H201ZM139 54V55H140ZM164 54H166V52H164ZM163 53H162V55H164ZM190 53H188V55H189ZM195 54V53H194ZM168 55V54H167ZM173 55L175 56V54L173 53ZM201 55H204V54H201ZM141 56V55H140ZM159 56H160V54H159ZM142 57V56H141ZM154 57V56H153ZM162 57V56H161ZM170 57H172V56H170ZM181 57L182 58H184L185 57V55H184V57L181 55ZM181 57H179V58H181ZM187 57V56H186ZM185 57V59L186 60H188L187 58ZM188 57H193V54L190 56H188ZM206 57H208V55L206 56ZM158 58V57H157ZM164 58H165V56H164ZM178 58V57H177ZM148 59V58H147ZM190 59H192V58H190ZM149 60V59H148ZM154 60H157V59H154ZM166 61L165 62H167V59H165ZM172 60H174V59H172ZM192 60H194V59H192ZM191 60V61H192ZM150 61V60H149ZM169 61V60H168ZM179 61V60H178ZM177 62V61H176ZM189 62H190V60H189ZM128 63V62H127ZM131 63H133V62H131ZM152 63V62H151ZM153 63H154V61H153ZM153 63H152V65H153ZM164 63V62H163ZM163 63H162V67H163ZM171 63V62H170ZM186 62L184 61V59H182V60H180L179 61V66L181 67V65H182V67H183V65L185 64ZM195 63V62H194ZM128 64H130V63H128ZM136 64V63H135ZM174 64V63H173ZM191 64V63H190ZM193 64V63H192ZM151 65V66H152ZM159 65V64H158ZM170 65H172V64H170ZM170 65H169V67H170ZM12 66V65H11ZM126 66H128L127 64H125V67H123L124 69L126 68ZM131 66H133V65H131ZM150 66V65H149ZM155 66V65H154ZM165 66V65H164ZM178 66V65H177ZM176 66V67H177ZM185 66V65H184ZM200 66V65H199ZM134 67V66H133ZM169 67H166L165 66V69L166 68H169ZM179 67V68H180ZM122 68V69H123ZM130 68V67H129ZM137 68L139 69V67L137 66ZM155 68V67H154ZM178 68V67H177ZM196 68V67H195ZM195 68H193V69H195ZM134 69H136V67L134 68ZM138 69H136V70H138ZM171 69H173V67L171 68ZM180 69H182V68H180ZM180 69H176V70H180ZM120 71H121V69H119ZM127 70H128V68H127ZM126 70V71H127ZM129 70H131V69H129ZM136 70H134L133 71V69H132V71L133 72H135ZM157 70H159V68L157 69ZM183 70V69H182ZM187 70V69H186ZM196 70V69H195ZM202 70V69H201ZM16 71V70H15ZM139 71L140 70H138L137 71V73L139 74ZM151 71V70H150ZM168 71H170L169 69H168ZM172 71H175V70H172ZM203 71V70H202ZM128 72V71H127ZM155 72H157V71H155ZM154 72V73H155ZM163 72H165V71H163ZM179 72V71H178ZM24 73V72H23ZM126 73V72H125ZM162 73V72H161ZM167 73V72H166ZM181 73V72H180ZM184 73V71L181 73V74H183ZM202 73V72H201ZM213 73V74H212ZM131 74V73H130ZM136 74V73H135ZM153 74V73H152ZM152 74H150V75H152ZM157 75H158V72L156 73ZM174 74H178L177 72L176 73H174ZM194 74V73H193ZM203 74H204V72H203ZM217 74V73H216ZM134 74L132 73V76H133ZM195 75V74H194ZM127 76V75H126ZM153 76H156V75H153ZM160 76V75H159ZM159 76H157V77H159ZM162 76L163 77H165L163 74H162ZM162 76H160L161 77V79H162ZM177 76V75H176ZM181 76V75H180ZM184 76L186 77V74H184ZM188 76V75H187ZM190 76V75H189ZM205 76H206V73H205ZM211 76H209V77H211ZM215 76V75H214ZM134 77V76H133ZM149 77V76H148ZM157 77H155V78H157ZM167 77V76H166ZM207 77H208V75H207ZM216 77L218 78V76H215V77H213L212 76V78L214 79H216ZM48 78L53 82V83H56L57 82V84H59V83H61V82H63L60 78H58L57 77V75L55 76V74H51L50 76H48ZM128 78H132V77H128ZM135 79H136V77H134ZM152 78V77H151ZM169 78V77H168ZM175 78H178V77H175ZM181 78V77H180ZM189 78V77H188ZM192 78V77H191ZM221 78V80H223L222 78L223 77H220ZM134 79V80H135ZM152 79H154V78H152ZM159 79V78H158ZM160 79V80H161ZM165 79V78H164ZM163 79V80H164ZM171 79V78H170ZM169 79V80H170ZM183 79V75H182V78L180 79V80H182ZM187 79V78H186ZM196 79V78H195ZM210 79V78H209ZM212 79V80H213ZM131 79H129V81H130ZM133 80V79H132ZM131 80V81H132ZM139 80V79H138ZM137 80V81H138ZM149 80V79H148ZM159 80V81H160ZM162 80V81H163ZM179 80V79H178ZM177 80V81H178ZM183 80H185V78L183 79ZM212 80H210L211 82H212ZM217 80V79H216ZM136 81V82H137ZM140 81V80H139ZM155 81V80H154ZM167 82H168V80H166ZM171 82L172 81H175V80H173V79H171L170 80ZM176 81V82H177ZM192 81H194V79L192 80ZM220 80H219V78H218V81L217 82H219ZM156 82V81H155ZM164 82V81H163ZM176 82H175V84H176ZM180 82V81H179ZM208 82V81H207ZM220 82H222V81H220ZM224 82V81H223ZM132 83V82H131ZM130 83V84H131ZM134 83V82H133ZM153 83V82H152ZM173 83V82H172ZM178 83V82H177ZM194 83V82H193ZM196 83V82H195ZM213 83H214V81H213ZM163 84V83H162ZM165 84H167V83H165ZM171 84V83H170ZM169 84V85H170ZM192 84V83H191ZM220 84V83H219ZM137 85V84H136ZM139 85V84H138ZM178 85H181L180 83L178 84ZM184 85V84H183ZM187 85V84H186ZM129 86V85H128ZM131 86H133V84L131 85ZM167 86V85H166ZM152 87V86H151ZM170 87V86H169ZM247 87V86H246ZM112 88V87H111ZM128 88V87H127ZM129 88H130V86H129ZM168 88V87H167ZM170 88H172L173 89V87H170ZM175 88H176V86H175ZM232 88H233V86H232ZM231 88V89H232ZM255 88V87H254ZM254 88L252 87V89L254 90ZM260 88V87H259ZM258 88V89H259ZM110 89V88H109ZM115 89V88H114ZM130 89H132V87L130 88ZM158 89V88H157ZM157 89H156V91L155 92H158L157 91ZM162 89V88H161ZM196 89V88H195ZM207 89V88H206ZM240 88H238V90H239ZM247 89H249L248 87H247ZM251 89V90H252ZM255 89H257V87L255 88ZM261 89H262V87H261ZM159 90V89H158ZM163 90V89H162ZM165 90V89H164ZM166 90H168V89H166ZM243 90V89H242ZM104 91H105V89H104ZM103 91V92H104ZM117 91V90H116ZM120 91V90H119ZM122 91V90H121ZM149 91V90H148ZM152 91V90H151ZM180 91V90H179ZM194 91V90H193ZM246 91V90H245ZM244 91V92H245ZM255 91H259V90H255ZM152 92H154V91H152ZM160 92H162V93H164V91H161L160 90ZM167 93H170V92H168V91H166ZM188 92V91H187ZM205 92V91H204ZM206 92H207V90H206ZM242 92V91H241ZM105 93H107V92H105ZM117 93V92H116ZM136 93V92H135ZM171 93H173V91L171 92ZM215 93V92H214ZM248 93V92H247ZM262 93H263V91H262ZM32 94V93H31ZM81 94V93H80ZM110 94V93H109ZM112 94V93H111ZM110 94V95H111ZM128 94H129V92H128ZM153 94V93H152ZM155 94H157V93H155ZM173 94H175V93H173ZM191 94V93H190ZM211 94H213V92L212 93H210V95ZM251 94V97H254V95L255 94H258V95H255V97L257 96L258 97V100L261 98V99H263L262 98V95H259L260 93L259 92H257V93H250ZM102 95H104L103 93H102ZM101 95V96H102ZM118 95V94H117ZM129 95H131V94H129ZM178 95V94H177ZM186 95V94H185ZM38 96V95H37ZM81 96H83V95H81ZM105 97H106V95H104ZM103 96V97H104ZM119 96V95H118ZM123 96V98H126V97H124V95H122ZM160 96V95H159ZM159 96H157V98H159ZM164 96V95H163ZM171 96H173V95H171ZM176 96V95H175ZM178 96H180V95H178ZM189 96V95H188ZM93 97H95L94 95L92 96V98ZM100 97V96H99ZM102 97V98H103ZM116 97V96H115ZM114 97V98H115ZM128 97V96H127ZM131 97V96H130ZM129 97V98H130ZM166 97H168V96H166ZM174 97V96H173ZM205 97H207V96H205ZM204 97V98H205ZM214 96H212V98H213ZM42 98V97H41ZM83 98V97H82ZM85 98V97H84ZM92 98H89L88 97V99H91L92 100ZM97 98V97H96ZM96 98H94V99H96ZM107 98V97H106ZM113 98V97H112ZM112 98H109L110 100L112 99ZM132 98V97H131ZM142 98V97H141ZM162 98V97H161ZM161 98H159L160 100H161ZM175 98V97H174ZM173 98V99H174ZM177 98V97H176ZM180 98V97H179ZM178 98V99H179ZM189 98V97H188ZM55 99V98H54ZM100 98H98V100H99ZM166 99V98H165ZM170 99L171 98H168L167 100L168 101H166L165 100V102H167V103H169L170 104ZM207 99V98H206ZM257 99V98H256ZM255 98H254V102H255V100H256ZM58 100V99H57ZM114 100V99H113ZM128 100H131V99H128ZM155 100H157L156 98H155ZM160 100H158V101H160ZM164 100V99H163ZM176 100V99H175ZM181 100V99H180ZM179 100V102H182V101H180ZM184 100H186V99H183V102H184ZM210 100V99H209ZM208 100V101H209ZM67 101V100H66ZM66 101H64V102H66ZM108 101L109 100H107V104H108ZM120 101V100H119ZM135 101V100H134ZM137 101V100H136ZM157 101V102H158ZM56 102V101H55ZM80 102V101H79ZM97 102V101H96ZM96 102H94V101H87V102H80L79 104V106H81L82 108H86V109H91L92 110V108H97L98 109V111H99V113H102L101 114V116L102 117H108V118H110V119H112V121H114L115 123H123L126 127H129V128H133L134 129V127H139L141 124H139L138 122L140 121L139 119H142L143 120V118H142V114H141V112H139L138 113V115L137 114H135V112H134V110H133V108L132 107H130V106H128V107H130L129 109H126V110H130L131 109V113H129L130 115V117L128 116V115H126V113L124 114V112H121L120 110L118 111L117 109H119V108H117L116 107V109L113 111H111V112H106V109H107V104L105 105V103H102V104H99V103H96ZM114 102H115V100H114ZM154 102H156V101H154ZM161 102H163V101H160L159 103H161ZM171 102L172 103H174V101H172L171 100ZM175 102H177V101H175ZM178 102V103H179ZM260 102V101H259ZM259 102H257V103H259ZM72 103V102H71ZM113 103V102H112ZM120 103V102H119ZM129 103V102H128ZM127 103V104H128ZM158 103V104H159ZM171 103V104H172ZM211 103H213V102H211ZM256 103V102H255ZM114 104V103H113ZM122 104L124 105V101H122ZM156 104V103H155ZM174 104H177V103H174ZM179 104H181V103H179ZM178 104V105H179ZM40 105V104H39ZM46 105V104H45ZM115 105H117V103L115 104ZM120 105H121V103H120ZM161 105V104H160ZM184 105V104H183ZM212 105V104H211ZM214 105V104H213ZM213 105H212V107H213ZM38 106V105H37ZM106 106V107H105ZM109 106V105H108ZM119 106V105H118ZM133 106V105H132ZM255 107H256V105H254ZM259 106V105H258ZM40 107V106H39ZM38 107V108H39ZM50 108H52L51 106H49ZM49 107L48 108H46L47 110L49 109ZM112 107V106H111ZM124 107H125V105H124ZM124 107H120V108H124ZM127 107V108H128ZM161 107V106H160ZM177 107V106H176ZM172 108V112L174 113V111H176V109L177 108ZM179 107V106H178ZM215 107V106H214ZM253 107V106H252ZM254 107V108H255ZM37 108V107H36ZM45 108V107H44ZM55 108V107H54ZM57 108V107H56ZM165 108V107H164ZM164 108H163V111H164ZM194 108V107H193ZM217 108H220V107H217L216 106V110H217ZM254 108H252V109H254ZM43 109V108H42ZM42 109H40V110H42ZM58 109H60V107L58 108ZM110 109V108H109ZM111 109H113V107L111 108ZM124 109V110H125ZM210 109V108H209ZM38 110V109H37ZM44 110V109H43ZM121 110H123V109H121ZM123 110V111H124ZM161 110V109H160ZM183 110V109H182ZM216 110H215V112H216ZM54 111V115H57V117H58V115H59V113L61 114L62 113V110H60L61 112H59L57 109L56 110H53ZM163 111L161 112V113H163ZM170 112H171V110H169ZM181 111V110H180ZM189 111V110H188ZM188 111H187V113H188ZM211 111L213 112L214 111V109L212 110V108H211ZM217 111H219V110H217ZM223 110H221L220 112L221 113H216L215 114V112L213 113V114H215L214 116H216V119H219V121L220 122H222L224 125H226L227 127H229L230 128V126H231V124H233L234 123V125H235V123H236V125H235V130L237 129V127L238 128H240L239 126H237V124H239L240 126H241V128L239 129V132H241V133H239V135L241 134V137H246V138H249L250 140H252L253 142H256V143H260L261 141H263V139H264V124L262 125H255V123L252 121V123H254L253 125H251V123L249 122V120H250V118H249V116L247 115V118H249V119H247V118H238L237 117V119H235V117L232 119V118H230V116L228 117V115L227 114H223V112H222ZM255 111V110H254ZM52 112V111H51ZM158 112H160L159 110H158ZM158 112H157V115H161V114H158ZM165 112H166V110H165ZM177 112V111H176ZM175 112V113H176ZM228 112V111H227ZM39 113V112H38ZM41 113V112H40ZM128 113V112H127ZM174 113V114H175ZM180 113V112H179ZM209 113H211L210 111H209ZM50 114V113H49ZM139 114H141V115H139ZM164 114V113H163ZM162 114V115H163ZM212 114V113H211ZM38 114H36V116H37ZM47 115V114H46ZM46 115H44L43 116V114H42V116H43V118L46 116ZM170 115L171 116H173L171 113H170ZM176 115H178V117H179V114H176ZM175 115V116H176ZM227 115V116H226ZM239 115V114H238ZM39 116V115H38ZM38 116L36 117V118H38ZM49 115H47V121H48V119H49V121H51L50 120V118L48 117ZM127 116V117H126ZM174 116V117H175ZM211 116H213V115H211ZM56 117V116H55ZM64 117H65V115H64ZM74 117V118H73ZM72 118L70 117H68L69 119H75V116H73ZM96 117V116H95ZM131 118V120H133V121H126V120H124V119H126V118ZM177 117V116H176ZM181 117V116H180ZM52 118H53V115H52ZM60 117H58L57 119H59ZM62 118V117H61ZM66 118V117H65ZM67 118V119H68ZM128 118V119H129ZM146 118V117H145ZM144 118V119H145ZM173 118V117H172ZM172 118H171V120H172ZM211 118V117H210ZM260 118V117H259ZM53 119H55V118H53ZM56 119V120H57ZM127 119V120H128ZM148 119V118H147ZM147 119H146V121H147ZM185 119V118H184ZM193 119V118H192ZM212 119H213V117H212ZM214 119H215V117H214ZM247 119V120H246ZM37 120V119H36ZM35 120V121H36ZM55 120V121H56ZM66 120V119H65ZM64 119H63V121H65ZM71 120H67V124H69V126H72L71 125V123H73ZM139 120V121H138ZM193 120H195V118L193 119ZM38 121V120H37ZM36 121V122H37ZM59 122H61L60 120H58ZM70 121H71V123H70ZM126 121V122H125ZM145 121V120H144ZM144 121H142V122H144ZM173 121H175L174 123H173ZM173 121H172V124L173 125H175L173 128V135L174 134H177V132L179 131L178 130V124H180V123H178L177 122V119L176 120H174L173 119ZM213 121V120H212ZM218 121V120H217ZM217 121H214V122H217ZM257 121V120H256ZM39 122H41V121H39ZM58 122V123H59ZM77 122V121H76ZM131 122V123H130ZM135 122H136V124H135ZM197 122H199V121H197ZM204 122H205V120H204ZM49 123H51V122H49ZM54 123V122H53ZM62 123H64V125H66L65 124V122H62ZM80 123V122H79ZM137 123H138V125H137ZM141 123V122H140ZM146 124H147V122H145ZM144 123V124H145ZM201 123V122H200ZM218 123V122H217ZM221 123V124H222ZM259 123V122H258ZM61 124V123H60ZM75 124V123H74ZM73 124V125H74ZM77 124H78V122H77ZM135 124V125H134ZM143 124V123H142ZM199 124V123H198ZM216 124V123H215ZM222 124V125H223ZM256 124H257V122H256ZM38 125V124H37ZM50 125V124H49ZM63 125V126H64ZM148 125V124H147ZM150 125V124H149ZM148 125V126H149ZM172 125V126H173ZM202 125V124H201ZM223 125V126H224ZM234 125H232L231 127L233 128V126ZM255 125V126H254ZM51 126V125H50ZM62 126V125H61ZM68 126V125H67ZM146 126V125H145ZM217 126V125H216ZM222 126V127H223ZM226 126H224V127H226ZM49 127V126H48ZM56 127V126H55ZM57 127L59 128V126L57 125ZM143 127V126H142ZM141 127V128H142ZM178 127V128H177ZM47 128V127H46ZM65 128V127H64ZM69 129L71 128V127H68ZM74 128V127H73ZM73 128H71V129H73ZM79 128H80V126H79ZM78 128V129H79ZM128 128V129H129ZM146 128V127H145ZM144 128V129H145ZM217 128V127H216ZM49 129V128H48ZM74 129H77L76 128V125H75V128ZM73 129V130H74ZM82 129V128H81ZM85 129H87L88 130V128L86 127ZM139 129H140V127H139ZM150 131L151 132H153V133H161V132H164V130H162L160 127H158V126H151L150 128ZM180 129V128H179ZM51 130V129H50ZM56 130H57V128H56ZM56 130H55V132H56ZM58 130H60V128L58 129ZM61 130H63V129H61ZM72 130V131H73ZM80 130V129H79ZM87 130H83V133H86L87 132ZM227 130H229V129H227ZM231 130V129H230ZM53 131V130H52ZM85 131V132H84ZM46 132V131H45ZM74 133H73V135H76L77 133H76V130H74L73 131ZM78 132V131H77ZM80 132V131H79ZM181 132V131H180ZM188 132V131H187ZM194 131H192V133H193ZM231 132V131H230ZM232 132H233V130H232ZM50 133H52V132H50ZM57 133V132H56ZM55 133V134H56ZM142 133V132H141ZM185 133V132H184ZM54 134V135H55ZM59 134H61L62 135V133H61V131L59 132ZM178 134H180L179 132H178ZM227 134V133H226ZM231 134V133H230ZM52 135H53V133H52ZM60 135V137H59V139H58V141L55 143V141H54V143L57 145V146H59L60 145V147L62 148H64L65 147V149L67 148V149H69L68 147H75V146H77V145H80V143L81 142H79V141H77L75 144H73L72 145V142H73V138L71 139V137H65V136H61ZM182 135V134H181ZM185 135V134H184ZM202 135V134H201ZM201 135H200V137H201ZM216 135V134H215ZM47 136V135H46ZM102 136V139H103V135H101ZM175 136V135H174ZM232 136V135H231ZM48 138H50L49 136H47ZM91 137V136H90ZM176 137V136H175ZM217 137V136H216ZM100 138V137H99ZM105 138H106V136H105ZM162 138V137H161ZM182 138H183V136H182ZM190 138V137H189ZM189 138H187V139H189ZM194 138V137H193ZM202 138V137H201ZM220 138H221V136H220ZM53 139V138H52ZM79 139V138H78ZM89 139V138H88ZM192 139V138H191ZM191 139H189V140H191ZM200 139V138H199ZM75 140V139H74ZM79 140H81V139H79ZM105 140H107V139H104V142H105ZM222 140V139H221ZM84 141H85V139H84ZM88 141V140H87ZM87 141H85V142H87ZM93 141H94V139H93ZM93 141H92V139H91V141L90 142H92L93 143ZM163 141V140H162ZM198 141V140H197ZM225 141H226V139H225ZM232 141V140H231ZM84 142V143H85ZM100 142H101V140H100ZM104 142H102L101 143V146H104V145H102ZM107 142V141H106ZM117 142V141H116ZM118 142H121V141H118ZM136 142V141H135ZM190 142V141H189ZM210 142V141H209ZM216 142V141H215ZM83 143V142H82ZM81 143V145H83ZM125 143V142H124ZM191 143V142H190ZM196 143V142H195ZM202 143V142H201ZM226 143H228V142H226ZM232 144H230V142H229V144H227L226 146H227V148H228V150L230 151V149L229 148H231L232 147V145L235 143H233V141L231 142ZM90 143H88L87 142V145H89ZM94 144V143H93ZM106 144V143H105ZM109 144H110V142H109ZM129 144V143H128ZM213 144V143H212ZM223 144V143H222ZM225 144V143H224ZM97 145V144H96ZM117 145V146H116ZM115 145V147L117 148L118 147V144H116ZM145 145V144H144ZM210 145V144H209ZM231 145V146H230ZM84 146H86L85 144L82 146V151L84 150ZM92 146V145H91ZM93 146H95V145H93ZM92 146V147H93ZM100 146V145H99ZM99 146H97V147H99ZM114 146V145H113ZM134 146V145H133ZM150 145H148V147H149ZM152 146V145H151ZM158 146V145H157ZM225 146V147H226ZM71 147V148H72ZM73 147V148H74ZM114 147V148H115ZM120 147V146H119ZM132 147V146H131ZM153 147H155V146H153ZM46 148H48L47 146H46ZM46 148H45V150H46ZM62 148V149H63ZM72 148V151L74 150ZM79 148V147H78ZM87 148V147H86ZM85 148V149H86ZM90 149H86V151L88 150V151H91V147H89ZM107 149V146H105V147H103V149ZM114 148H113V150H114ZM115 148V149H116ZM121 148H123V147H121ZM163 148V147H162ZM75 149H76V147H75ZM95 149H96V146H95ZM99 149V148H98ZM100 149H102V147H100ZM111 148H108V151L110 150ZM126 150H127V147L125 148ZM150 149H152V148H150ZM211 149V148H210ZM209 149V150H210ZM217 149V148H216ZM80 150H81V148H80ZM94 150V149H93ZM97 150V149H96ZM121 150V149H120ZM131 150V149H130ZM155 150V149H154ZM193 150V149H192ZM195 150V149H194ZM212 150V149H211ZM210 150V152H212ZM260 150V149H259ZM261 150H262V148H261ZM264 150V149H263ZM262 150V151H263ZM102 151V150H101ZM137 151H139V150H137ZM136 151V152H137ZM152 151H153V149H152ZM158 151H160V149L159 150H157V154L155 153V152H153L154 154H152V155H155L156 156V160L157 161H162V165L163 164H165V166H167L166 164H169V165H171V166H169V168H171V176L168 178V179H166L165 177H164V180L163 181H161L160 180V182H156V180L154 181V180H152V182L151 181H149V182H147V186L145 185V186H143L144 185V183L143 184H140V183H138V185L140 184V185H142V186H138L136 183V185H133V184H131V181L129 180V178L127 179V180H124V181H118V184H117V186L113 189L116 193H118V196H115V200H117V202H116V204L113 202L112 204H110V205H113L114 204V207H113V209L114 210H112V211H108V209H106V206H104V205H106V204H108V203H104V201H106L108 198H110V196H112V194L111 195H107L108 196V198L105 200L104 199V201H103V190H102V195H96L95 194V192H94V194L92 195L93 196V198H92V196H88L89 198H92V199H95V200H97V202H101L102 203V208L100 209V208H98V207H100V206H96L97 208H96V211H98L97 209H100L101 211V213H102V217L104 218V220H105V217H106V224H105V226L107 227V229L108 230H110V231H112V233H114V232H118V234H122V235H124V236H126L127 238H128V240H129V244L130 245H134V244H136V245H138L137 247H140V250L139 251H141V254H133V253H126V254H128L129 255V257L130 258H136L140 263H144V264H158L160 261L161 262H169V261H172V260H182V259H187V258H189V257H185L183 254V256L182 257H178L177 258V256L175 255V253L177 254L178 253V255L180 254V253H183L184 252V254H186L185 252H189V254H191L190 253V251H192V250H194V249H197V248H199L198 250L200 251V252H198V253H196V254H192L193 256H195V255H199V254H202V253H209V254H214V253H218V254H220L223 258H230V259H239L240 257L242 258V256H240V252L239 253H237L238 251H242V253H243V250H242V248L240 249V247H237V252H236V254L238 255V256H240V257H237V255H236V257H231V256H233V255H228V253H229V251L226 253L225 251H226V249H225V253L226 254H224V252L222 251H219V250H200L201 248L200 247H206V246H209L213 241H214V238H216V234H209L208 233V228L209 227H212V228H216V226L215 225H220V226H223V227H225V229L226 230H233V228H231L232 226H233V224L235 223V221H234V219H233V215L231 214V210L232 209H235L236 211L238 210V206L236 207L235 205L233 206V205H231L232 203L229 201H227L226 200V202L224 201L225 199H224V197H222V199H221V196H224V194L223 195H221L219 192H225L224 191V186H223V190L221 191L220 189H218V190H220L219 192H218V194H217V196L218 195H221L220 196V198H218L217 199V196H214V195H216V193H213L212 194V192L213 191H215V190H213V188L216 186V184H212L214 187L213 188H211L213 191H211V193H208L209 192V190H211V189H209L210 187H212V185L210 184V183H208V181H207V179L206 178H204L200 173H198L197 171H194L192 168H190V167H188V168H186V166H181V167H177V166H175V161L177 160V156L175 155V154H169V152L168 151H166V149H165V151L166 152H168V154L170 155V157H168V160H167V158L165 159V157H166V153L164 152V149L163 150H161L159 153H158ZM196 151V150H195ZM231 151H232V149H231ZM230 151V152H231ZM262 151H259L260 153H261V155H262V153H263V156H264V152H262ZM97 152H98V150H97ZM102 152H107V150H104V151H102ZM116 152V151H115ZM114 152V153H115ZM131 152H133V151H131ZM151 152V151H150ZM163 152V153H162ZM193 152V151H192ZM198 152V151H197ZM197 152H194V153H196L197 154ZM54 153V152H53ZM52 153V154H53ZM78 153V152H77ZM89 153V152H88ZM93 153H95V157H96V154H98V153H96V152H94L93 151ZM162 153V154H161ZM171 153V152H170ZM253 153L254 152H250V153H246V154H244V157L243 158H246V159H250V157H254V155H253ZM56 154V153H55ZM66 154V153H65ZM64 153H61V155L58 157V156H56V158L58 159V160H60V164H62V166H64V167H66V166H71V165H74L73 164V162H74V160L72 161L71 160V158L72 157H69V155L68 154H66V155H68V156H66ZM117 154H119V152L117 153ZM122 154H123V152H122ZM122 154H121V156H122ZM150 154V153H149ZM164 154V155H163ZM209 154V153H208ZM211 154V153H210ZM214 154H215V152H214ZM228 154V153H227ZM231 154V153H230ZM48 155V154H47ZM54 155V154H53ZM52 155V156H53ZM84 155H86V154H84ZM105 155V154H104ZM111 155V154H110ZM120 155V154H119ZM151 155V156H152ZM260 155V154H259ZM48 156H51V155H48ZM87 156H88V154H87ZM102 156H103V154H102ZM127 156V155H126ZM149 156V155H148ZM147 156V157H148ZM151 156H150V158H151ZM154 156V157H155ZM202 156H203V154H202ZM201 156V157H202ZM205 157L206 156H208V155H204ZM204 156H203V158H204ZM211 156H213V154L211 155ZM54 157V156H53ZM84 157H86V156H84ZM91 157V156H90ZM94 157V158H95ZM105 157V156H104ZM134 157V156H133ZM201 157H199V158H201ZM209 157V156H208ZM259 157V156H258ZM262 157V156H261ZM261 157H259V158H261ZM51 158V157H50ZM55 158V157H54ZM107 158H108V156H107ZM107 158L105 157V159L107 160ZM114 158V157H113ZM113 158H111V159H109L110 161V163H111V161H113L112 159ZM123 158V157H122ZM127 158V157H126ZM129 158V157H128ZM144 158V157H143ZM227 158V156L224 158L223 156H221V158L219 159L220 160V163L223 165V166H228V167H231L230 165H236V166H233L234 168H236V167H239L240 165H245L246 163L248 164V166L247 167H249V162H245V164L244 163H242L243 161H238V160H236L235 158H232V159H234L233 161L235 162V164H234V162L232 161H230V160H228V159H226ZM262 158H264V157H262ZM82 159V158H81ZM87 159V158H86ZM91 159V158H90ZM102 159H103V157H102ZM136 159V158H135ZM146 159V158H145ZM170 159V160H169ZM205 159H207V158H205ZM210 159V158H209ZM245 159V160H246ZM97 160H98V158H97ZM101 160V159H100ZM123 160H125V159H123ZM148 160V159H147ZM155 160V159H154ZM251 160V159H250ZM249 160V161H250ZM76 161V160H75ZM81 161V160H80ZM83 161H85V160H83ZM82 161V162H83ZM87 161V160H86ZM104 161V160H103ZM115 162H116V160H114ZM120 161V160H119ZM128 161V160H127ZM126 161V162H127ZM135 161H137V160H135ZM157 161H155V162H157ZM205 161V160H204ZM218 161V160H217ZM238 161V162H237ZM247 161V160H246ZM252 161V160H251ZM255 161V160H254ZM52 162H54L53 160H52ZM62 162V163H61ZM91 162V161H90ZM96 162V161H95ZM105 162V161H104ZM107 162H108V160H107ZM108 162V163H109ZM125 162V161H124ZM146 162V161H145ZM164 162V163H163ZM198 162V161H197ZM214 162V161H213ZM58 163H59V161H58ZM88 163V162H87ZM100 163V162H99ZM120 163V162H119ZM130 163V162H129ZM136 163V162H135ZM134 163V164H135ZM140 163H141V161H140ZM149 162H147V164H148ZM152 163H153V161H152ZM151 163V164H152ZM157 163H159V162H157ZM233 163V164H232ZM56 164V163H55ZM54 164V165H55ZM64 164V165H63ZM85 164V163H84ZM102 164V163H101ZM121 164V163H120ZM127 164V163H126ZM53 165V166H54ZM83 165V164H82ZM110 165V164H109ZM129 165V164H128ZM140 165V164H139ZM148 165H150V163L148 164ZM153 165H155L156 166V163L155 164H153ZM160 165H161V163H160ZM161 165V166H162ZM177 165H178V163H177ZM57 166V165H56ZM84 166V165H83ZM86 166V165H85ZM90 166V168H91V165H89ZM122 166V165H121ZM132 166H134V165H132ZM141 166V165H140ZM143 166V165H142ZM218 166H219V163H218ZM113 167H114V165H113ZM116 167H117V164H116ZM118 167H119V164H118ZM131 167V166H130ZM144 167H145V164H144ZM146 167H148V166H146ZM159 167V166H158ZM221 167V166H220ZM220 167H218V168H220ZM227 167V168H228ZM233 167H231L232 169H233ZM241 167H244V166H241ZM241 167H239V168H241ZM245 167H246V165H245ZM246 167V168H247ZM263 167V166H262ZM54 168H56L55 166H54ZM82 168V167H81ZM80 168V169H81ZM86 168H88L87 166H86ZM89 168V169H90ZM94 167H92V169H93ZM108 169H109V166L107 167ZM168 168V167H167ZM179 168V169H178ZM254 168V167H253ZM51 169V168H50ZM58 169V168H57ZM96 169V168H95ZM98 169V168H97ZM116 169V168H115ZM118 169V168H117ZM116 169V170H117ZM153 169V168H152ZM152 169H150V170H152ZM164 169V168H163ZM242 169V168H241ZM59 170V169H58ZM62 170H65V169H63L62 168ZM73 170H75V169H73ZM72 170V171H73ZM83 170V169H82ZM80 171L81 173L83 172V171ZM104 170V169H103ZM107 170V169H106ZM118 170H121V169H118ZM124 171H125V169H123ZM123 170H121L120 172H122L123 173ZM127 170V169H126ZM134 170V169H133ZM144 170H145V168H144ZM147 170V172H148V170L149 169H146ZM149 170V171H150ZM156 170V168L153 170V171H155ZM159 170H161V169H159ZM196 170V169H195ZM54 171H57L56 169L54 170ZM66 171V170H65ZM88 171V170H87ZM85 169H84V172H87ZM97 171V170H96ZM101 171H102V169H101ZM112 171V170H111ZM110 171V172H111ZM153 171H152V173H153ZM157 171H158V168H157ZM164 171H166V170H164ZM163 171V172H164ZM170 171H168V173L167 174H169V172ZM199 171V170H198ZM51 172H53L52 170L51 171H49V173L48 174H50ZM57 172H60V171H57ZM84 172L82 173L83 175H84ZM104 172H106V171H104ZM115 172V171H114ZM113 172V173H114ZM119 172V173H120ZM127 172V171H126ZM130 172V171H129ZM142 172V171H141ZM144 172H146V171H144ZM151 172V171H150ZM158 172H160V171H158ZM162 172V171H161ZM160 172V173H161ZM54 174H55V172H53ZM60 173H63V172H60ZM59 173V174H60ZM73 173V172H72ZM89 173V172H88ZM97 173V172H96ZM118 172L117 173H115V174H119ZM125 173V172H124ZM123 173V174H124ZM128 173V172H127ZM54 174H51V175H54ZM63 174H65V173H63ZM70 174V173H69ZM99 174V173H98ZM129 174V173H128ZM135 174V173H134ZM137 174V173H136ZM149 174V173H148ZM151 174V173H150ZM158 174V173H157ZM162 174V173H161ZM165 174H166V172H165ZM163 175V176H167V175ZM50 175V176H51ZM86 176H87V174H85ZM84 175V176H85ZM91 175V174H90ZM97 175V174H96ZM107 175V176H106ZM106 177H110L109 176V174L108 173H106ZM120 175H121V173H120ZM119 175V176H120ZM125 175V174H124ZM263 175V174H262ZM49 176V177H50ZM55 176V175H54ZM57 176H60V175H58L57 174ZM63 176V175H62ZM61 176V177H62ZM89 176V175H88ZM100 176V174L98 175V177ZM102 176V175H101ZM114 176V175H113ZM116 176V175H115ZM139 176V175H138ZM169 176V175H168ZM52 177V176H51ZM56 177V176H55ZM95 177V176H94ZM162 177V176H161ZM59 178V177H58ZM89 178H91V177H89ZM88 178V180H90ZM123 178V177H122ZM125 178H127V176L125 177ZM137 178H140V176L139 177H137ZM82 179H84V178H82ZM101 180H102V178H100ZM114 179V178H113ZM117 179V178H116ZM115 179V180H116ZM118 179H119V177H118ZM162 179V178H161ZM214 179V178H213ZM54 181H55V179H53ZM52 180V181H53ZM85 181H87L88 182V180H86V179H84ZM93 182H91L90 183V185L89 186H86V182L84 183L85 185H84V190L86 189V187H90L91 185H92V183L94 184L95 183V179L93 178V179H91ZM98 180V179H97ZM108 180V179H107ZM135 180V179H134ZM233 180V179H232ZM104 182H106L107 183V181H106V179L105 180H103ZM139 181V180H138ZM182 181H187L190 185L188 186V188L186 189V191L184 192V195H183V197H182V199H181V202H180V206H179V208H177L178 210H176L175 212L173 211H170V212H172V214H170V213H168L169 215L167 216V217H163V215L164 216H166V214L167 213H163V215H162V213H161V205L159 204L158 205V203H157V200H164L165 201V199H164V197L165 196H169L170 194H171V197H172V195H173V192L176 190V188L179 186V184L182 182ZM204 181H206L208 184V186H209V188H207V193L206 192H204L205 194H207L208 195V197H209V195H210V197L209 198H206V200L207 199H210L211 200V202L210 203H208L209 202V200H208V202L206 203V204H204V202H205V194H202V196H204V201L200 198V197H202V196H199V198H198V195H199V190H200V188H201V186H203V183H204ZM210 181H211V178H210ZM227 181V180H226ZM84 182V181H83ZM99 182H100V180H99ZM98 182V183H99ZM102 182V181H101ZM109 182H111V179H110V181ZM115 182V181H114ZM134 182H136V181H134ZM139 182H141V181H139ZM186 182V183H187ZM213 182V181H212ZM231 182V181H230ZM54 183H56V182H54ZM89 183V182H88ZM97 183V184H98ZM103 183V182H102ZM105 183V184H106ZM117 183V182H116ZM115 183V184H116ZM214 183V182H213ZM101 184V183H100ZM99 184V185H100ZM103 185V188H104V186H106L107 187V185ZM112 185L114 184V183H111ZM205 184V183H204ZM231 184H233V183H231ZM230 184V185H231ZM50 185L52 186V184H51V182H50ZM83 185V184H82ZM130 185H133L132 187H130V189H129V186ZM229 185V186H230ZM53 186H54V184H53ZM222 186V185H221ZM50 187V186H49ZM92 187L94 188V186L92 185ZM128 187V188H127ZM206 187V186H205ZM205 187H203L204 189H205V191H206V188ZM228 188V186H226V184H225V188ZM239 187H240V185H239ZM92 188V189H93ZM103 188H101V189H103ZM218 188H220V187H218ZM234 188H235V185H234ZM237 188V187H236ZM235 188V189H236ZM240 188H242V187H240ZM238 189L239 191L241 190V189ZM54 189H56V187L54 188ZM53 189V190H54ZM90 189H91V187H90ZM106 189V188H105ZM128 189V192L126 191ZM216 189V188H215ZM234 189V190H235ZM51 190H52V188H51ZM87 190H88V188H87ZM87 190H85V191H87ZM107 190H108V188H107ZM106 190V191H107ZM201 190H202V188H201ZM226 190H228V191H230V189H226ZM242 190H244V188L242 189ZM57 191H58V189H57ZM89 191H91V190H88L87 192H88V194L90 193ZM110 191V190H109ZM125 191H126V194H125ZM203 191V190H202ZM216 191H217V189H216ZM228 191L227 192H225L226 194L228 193ZM233 191V190H232ZM245 191V190H244ZM236 192V191H235ZM234 192V193H235ZM241 192V191H240ZM264 192V191H263ZM92 193V192H91ZM107 193H108V191H107ZM111 193V192H110ZM201 193V192H200ZM245 193V192H244ZM243 193V194H244ZM254 193V192H253ZM85 194V193H84ZM124 194V195H123ZM231 194V193H230ZM239 195V193H236V195ZM242 194V195H243ZM249 194V193H248ZM252 194V193H251ZM250 194V195H251ZM55 195V194H54ZM56 195H57V193H56ZM55 195V196H56ZM90 195V194H89ZM117 195V194H116ZM122 195V196H121ZM163 195V196H162ZM207 195H206V197H207ZM213 195V196H212ZM228 195V194H227ZM226 195V196H227ZM237 195V196H238ZM246 195H247V193H246ZM82 196H84V195H82ZM212 196V197H211ZM233 196H234V194H233ZM245 196V195H244ZM64 197V196H63ZM67 197V196H66ZM66 197H65V199H66ZM86 197V196H85ZM87 197V198H88ZM104 197H105V195H104ZM161 197H163L162 199H160ZM228 197H229V195H228ZM242 197V198H241ZM238 196V198L239 199H236V200H238V201H236L234 198H232V201L234 200V201H236V203H238L241 199H244L243 198V196ZM246 197H248V196H246ZM251 197V196H250ZM253 197V196H252ZM55 198V197H54ZM58 198V197H57ZM97 198V199H96ZM106 198V197H105ZM165 198H167V197H165ZM203 198V197H202ZM215 198V200H213V199ZM226 199H229V198H227V197H225ZM231 198H230V200H231ZM235 198H237V197H235ZM261 198H263V197H261ZM56 199V198H55ZM54 199V200H55ZM61 199H62V197H61ZM60 199V200H61ZM68 199V198H67ZM66 199V200H67ZM72 199V198H71ZM83 199V198H82ZM138 199L139 200H141L142 202H141V204H139L138 203ZM196 199H198V201L197 202H199V200L201 201V202H203L202 204L203 205H201L200 206V208L199 207H197V208H195V209H197L198 211H196V213L195 214H197L196 215V219H195V221H193L192 219H191V217H193L194 215H192L193 213L191 212V210L189 211V212H191L190 213V216H188L187 218H185L184 216H185V214H187V213H189V212H187L191 207L190 206H192V204H193V202L196 200ZM219 199H221V201H219ZM247 199V198H246ZM251 199V198H250ZM253 199V198H252ZM59 200V199H58ZM60 200H59V202H60ZM84 200V199H83ZM87 200V203L88 204H85V205H90V206H92L91 205V203H93V202H91V199H86ZM85 200V201H86ZM213 200V201H212ZM254 200V199H253ZM62 201V200H61ZM64 201V200H63ZM69 201H72V200H69ZM79 201V200H78ZM114 201V200H113ZM224 201V202H223ZM260 200H258V202H259ZM262 201H264V199L262 200ZM55 202V201H54ZM59 202H58V204H59ZM84 202V201H83ZM162 202V201H161ZM196 202V203H197ZM252 202H256V201H252ZM257 202V203H258ZM57 203V202H56ZM71 203V202H70ZM231 203V204H230ZM234 203V202H233ZM242 203V202H241ZM245 203H247L246 201H245ZM63 204H64V202H63ZM81 204H84V203H82V200H81ZM98 204V203H97ZM100 204V203H99ZM164 204V203H163ZM240 204V203H239ZM248 204V203H247ZM253 204V203H252ZM60 205V204H59ZM73 205V204H72ZM79 205V204H78ZM77 205V206H78ZM116 205V206H115ZM236 205H238V204H236ZM254 205V204H253ZM252 205V206H253ZM259 205H260V203H259ZM71 206V205H70ZM81 206V205H80ZM108 206V205H107ZM158 206L161 208H158ZM169 206H170V203H169ZM196 206H197V204H196ZM196 206H194V207H196ZM243 206V205H242ZM262 205H260L259 207H261ZM263 206H264V204H263ZM66 207H68V206H66ZM72 207V206H71ZM83 207V206H82ZM85 207V206H84ZM87 207V209H89L88 207L89 206H86ZM109 207H111V206H109ZM163 207V206H162ZM241 207V206H240ZM253 207H255V206H253ZM61 208H62V206H61ZM65 208V207H64ZM79 208H81V207H79ZM94 208V207H93ZM108 208V207H107ZM199 208V209H198ZM244 208H245V206H244ZM256 208L257 207H255V209H254V212H255V210H256ZM262 208V207H261ZM260 208V209H261ZM83 209V208H82ZM85 209L86 208H84L83 210L85 211ZM92 208H90V210H91ZM95 209V208H94ZM112 209V208H111ZM161 211H160V210ZM192 209V208H191ZM195 209H192V211H195ZM229 210V212H227L226 210ZM251 208H247V209H245L246 210V213H247V210L248 211H253V210H250ZM73 210V211H72ZM235 210H234V212H235ZM241 210V209H240ZM71 211L72 212H74V209H72L71 208ZM87 211V210H86ZM92 211V210H91ZM242 211V215H243V210H241ZM259 211V210H258ZM261 211H262V209H261ZM260 211V212H261ZM70 212V211H69ZM89 212V211H88ZM93 212H94V210L92 211V213H90V218L92 219V217L95 215L96 216V214H94L93 216H91L92 214H93ZM240 212V211H239ZM239 212L237 213L236 212V214H239ZM254 212H251V213H254ZM263 212V211H262ZM95 213V212H94ZM97 213V212H96ZM256 213V212H255ZM254 213V214H255ZM77 214V213H76ZM235 214V213H234ZM245 214V213H244ZM257 214H258V212H257ZM264 214V213H263ZM79 215V214H78ZM77 215V216H78ZM106 215V216H105ZM240 215H241V213H240ZM249 215V214H248ZM259 215V214H258ZM94 216V217H95ZM244 216H246V214L245 215H243V217ZM252 216L254 217L255 215H253L252 214ZM261 216V215H260ZM260 216H258V217H260ZM236 217H238L237 215H235V218ZM242 217V216H241ZM240 217V218H241ZM242 217V218H243ZM251 217V216H250ZM255 217H257V216H255ZM257 217V218H258ZM262 217V216H261ZM167 218V219H166ZM241 218V219H242ZM264 218V217H263ZM80 219H82V218H80ZM90 219V220H91ZM94 219V218H93ZM92 219V220H93ZM97 220H99L98 218H96ZM202 219H204L207 223L205 224L206 226H207V228H205V227H200L199 228V226L200 225H197V224H199V222L198 221H200V220H202ZM237 220H238V218H236ZM252 219V218H251ZM260 220H261V218H259ZM95 220V219H94ZM161 220H168V222H165L166 223V225H169L168 223H170V222H172V223H170V225L166 228V229H161L160 228V225H161ZM243 220V219H242ZM246 220V219H245ZM247 220H249V219H247ZM247 220H246V223H247ZM253 220V219H252ZM258 219H256V221H257ZM260 220H258V221H260ZM81 221H83V220H81ZM100 221V220H99ZM153 222V227H152V229H149L148 228V226L146 227V229H147V232H146V234H144L143 236H141L140 235V233L138 232V228H137V226H136V224L137 223H139V222ZM161 221V222H160ZM240 221V220H239ZM255 221V220H254ZM257 221V222H258ZM198 222V223H197ZM202 222V221H201ZM243 222V221H242ZM85 223V222H84ZM96 223H97V221H96ZM203 223V222H202ZM238 223V224H237ZM245 222L244 223H242V224H246ZM253 223V222H252ZM260 223V222H259ZM258 223V224H259ZM87 224V223H86ZM164 224V223H163ZM236 224H237V226H239V222H236ZM241 224V223H240ZM89 225V224H88ZM165 225V224H164ZM202 225V224H201ZM204 225V224H203ZM204 225V226H205ZM244 225H241V230L239 229H234L233 231H242V230H244L243 228H242V226H244ZM254 225H256V223H254ZM251 226V225H250ZM257 226V225H256ZM248 227V226H247ZM251 229H252V227H250ZM257 228V227H256ZM100 229V228H99ZM216 230V229H215ZM246 230V229H245ZM102 233H107L108 231L106 230V228H104L103 229V231H102V229L100 230ZM109 231V232H110ZM221 232V231H220ZM232 232V231H231ZM230 232V233H231ZM264 232V231H263ZM227 234L229 233V232H226ZM225 233V234H226ZM229 233V237H231V236H233V237H235L236 235L234 234H232V233H235V232H232L231 234ZM245 233V232H244ZM257 233V232H256ZM246 234V233H245ZM264 234V233H263ZM249 235V234H248ZM257 235H259V234H252V235H250L248 238H247V242L250 244V245H252L253 244V247L254 246H259L260 244H258L259 242H260V236H257ZM264 236V235H263ZM237 237V236H236ZM240 237V236H239ZM125 239V238H124ZM245 239V238H244ZM243 239V240H244ZM95 240V239H94ZM127 240V239H126ZM231 240H233V238L231 239ZM231 240H229L228 239V241H230L231 242ZM235 240H238V238L237 239H235ZM234 240V241H235ZM240 240H242L241 239V237H240ZM240 240H238L239 242L237 243L239 246H240ZM246 240V239H245ZM234 241H232V243H235ZM92 242V241H91ZM126 242V241H125ZM158 242H160L159 244L160 245H162L163 247H169L170 248V246H173V245H175V247H174V250L175 251H172V255L171 256H168V257H164V260L162 261V260H160V261H150L148 258H150L151 257V259H153V257H152V253L155 255V246L157 245V243ZM246 242V241H245ZM128 243V242H127ZM126 243V245H128ZM229 243V242H228ZM227 243V244H228ZM232 243H230V245L232 244ZM235 243V244H236ZM244 243V242H243ZM97 244H98V242H97ZM235 244L234 245H231V246H229V248H231L232 246L233 247H235ZM229 245V244H228ZM227 245V246H228ZM246 245V244H245ZM262 245V244H261ZM92 246V245H91ZM227 246H225V247H227ZM264 246V245H263ZM263 246H259V247H263ZM95 247L97 248L98 247V245L96 246V244H95ZM232 247V248H233ZM242 247V246H241ZM244 247V246H243ZM247 247H249V245H247ZM259 247H255L256 249H258ZM91 248V247H90ZM94 248V247H93ZM240 250H239V249ZM246 248V247H245ZM244 248V249H245ZM251 248V247H250ZM264 248V247H263ZM262 248V249H263ZM123 249H125V248H123ZM139 249V248H138ZM166 249V248H165ZM227 249H228V247H227ZM246 249H248V248H246ZM252 249V248H251ZM251 249H249V250H251ZM260 249V248H259ZM119 250V249H118ZM254 250V249H253ZM122 251V250H121ZM133 251V250H132ZM196 251V250H195ZM231 251V250H230ZM236 251V250H235ZM255 251V250H254ZM259 251V250H258ZM260 251H261V249H260ZM259 251V252H260ZM118 252H120V250L118 251ZM123 252V251H122ZM126 251L124 250V253H125ZM261 252H263V251H261ZM101 253V252H100ZM108 253H110V252H108ZM107 253V254H108ZM114 253V252H113ZM192 253H195L194 251L192 252ZM231 253V252H230ZM234 253V252H233ZM241 253V254H242ZM245 253V252H244ZM110 254H112V253H110ZM121 254V252L120 253H118V254H115L116 255V257H119V255ZM97 255V254H96ZM96 255H95V257H96ZM99 255V254H98ZM109 255V254H108ZM108 255H106V256H108ZM153 255V256H154ZM246 255V254H245ZM259 255V256H258ZM179 256H181V255H179ZM234 256H235V254H234ZM248 256L249 257H251L249 254H248ZM260 256L263 258L264 257V254H256V255H253L252 256V258L249 260V261H246L245 262V259L244 260H242L243 258H244V256H243V258L240 260V262H242V263H245V264H258L259 262L258 261H260ZM98 258V257H97ZM97 258H96V260H97ZM100 259V258H99ZM98 259V260H99ZM102 259V258H101ZM248 259V258H247ZM114 260V259H113ZM149 260V261H148ZM154 260V259H153ZM158 260V259H157ZM92 261V260H91ZM99 261H101V260H99ZM244 261V262H243ZM96 262V261H95ZM105 262V263H104ZM109 262V263H108ZM112 261H111V256H109L108 257V259L105 257V256H103V260L101 261V262H99L100 264H112L111 263ZM264 262V261H263ZM97 263H98V261H97ZM261 263V262H260ZM262 264V263H261Z\"/></svg>", "mask_w": 264, "mask_h": 264}, {"label": "crops", "instance_id": "crops-1", "mask_svg": "<svg viewBox=\"0 0 264 264\" xmlns=\"http://www.w3.org/2000/svg\"><path fill=\"white\" fill-rule=\"evenodd\" d=\"M4 55L3 42L0 40V264H95L99 258L103 260V256L120 252L124 254V250L125 253L141 254L140 247L136 244L130 245L126 236L118 232L102 233L100 230L106 228L105 221L101 224H86L82 215L76 210L71 211V196H62L61 199L56 195L58 188L53 179L59 176L54 171L51 156H48V135L43 132L48 127L43 126L36 118L38 102L42 99L53 101V93L44 89L48 86L36 81L33 75L8 62ZM243 88L245 87L240 85L216 88L212 94L214 97L211 98L212 105L214 104L212 108L217 106L220 107L217 109L228 111L232 119L247 118L248 115L251 125H263L264 101L258 100L255 95L251 97ZM254 98H257L256 103ZM55 99L59 104L64 103L61 98ZM74 112L89 132L101 131L102 124L95 117L80 110ZM140 112L143 120L139 119L138 123H143L142 129L127 127L124 130L116 127L112 130L128 139L152 142L171 150L176 154L180 167L190 166L208 181L211 178L215 182V176L209 175L210 171L205 167H209L208 165L198 161L192 150H188L179 140L171 139V128L165 118L155 117L154 108L148 105L142 106ZM152 125L160 127L164 132H151L149 128ZM253 143L256 142L243 137L236 148V159H241L246 153L264 149L262 146H254ZM246 167L231 169L228 179L264 187V160ZM51 170L55 174H48ZM181 184L174 191L176 199L183 193L180 191ZM58 199L62 201L59 202ZM95 244L98 245L97 248ZM155 249H158V254L162 253V258L173 254L171 249L160 244Z\"/></svg>", "mask_w": 264, "mask_h": 264}, {"label": "built area", "instance_id": "built-area-1", "mask_svg": "<svg viewBox=\"0 0 264 264\" xmlns=\"http://www.w3.org/2000/svg\"><path fill=\"white\" fill-rule=\"evenodd\" d=\"M138 13L141 15L140 11ZM134 19L131 4L126 0H0V22H5L0 25L4 58L33 75L36 81L47 86L58 85L62 91L74 90L86 97L101 95L102 89L130 86L126 74L119 69L135 61L140 69L139 92L150 96L146 89L149 83H145L150 71L149 53L139 55L141 45L150 37L148 19L145 16L140 23ZM51 74L63 82L53 83L48 78ZM117 94L121 101L122 91L117 90ZM133 99L140 98L133 95ZM66 100L62 97L63 102ZM148 100L137 103L144 104ZM100 164L94 162L97 173H101ZM80 168L54 179L58 196H71L73 209L88 224L90 213L77 206V201L83 198ZM97 176L95 173L94 192L99 186L96 180L102 177ZM100 188L102 184L99 191ZM110 256L112 264H142L126 253ZM158 264L243 263L239 259L223 258L218 253H202Z\"/></svg>", "mask_w": 264, "mask_h": 264}]
</instances>
